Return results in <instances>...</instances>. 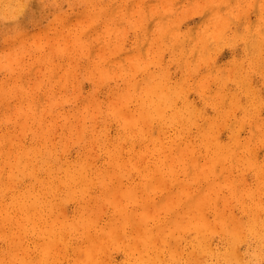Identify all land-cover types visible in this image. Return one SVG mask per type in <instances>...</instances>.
<instances>
[{
    "label": "rangeland",
    "instance_id": "374dc122",
    "mask_svg": "<svg viewBox=\"0 0 264 264\" xmlns=\"http://www.w3.org/2000/svg\"><path fill=\"white\" fill-rule=\"evenodd\" d=\"M3 1L5 3L7 0H3ZM3 1L1 0L2 5L4 4ZM18 1H20V3ZM32 1L33 0H16V1L15 0H8L7 3L4 4L6 6V7H4L5 8L4 12L6 13V11H7L8 14L7 13L4 14V12H2L3 11L2 10L3 7L0 4V6H1V8H0V16L2 17V18L0 17V39L2 40V42L0 40V45H1V49H2L3 48L2 44L5 45V43H6L7 46L5 45L6 47H4L3 49L6 48L7 50L10 51L9 52L10 56H9L7 54V51L4 52V51H1V49H0V60H1L0 61V71H2V73L0 72V105L2 104L0 106V120H1L0 121L1 122L0 123V136H2V138H1L2 141L0 140V148H1L0 149V154H2V155H0V156H2V157H0V161H1L0 162V179H1L2 183L6 184V185L8 184V186H9V187L7 186V190L5 191V193L0 195V205L2 203V206H4L5 203L9 201V194L11 193V191L24 189V187L29 186L30 183L36 177V178H40L42 180V183L40 185H38L39 184L38 182L36 183V192H37L36 195L38 196V199L40 200V202H39L40 206H38L36 208L37 212H36V215L34 217H37V216L41 215L45 219H50L51 217H54V218H56L59 221L63 220V219L66 220V221H71V220H73V218H76V216L79 215L77 213L79 212L80 207L83 206L84 207V212L86 213V215L89 216L90 219L94 220V223L96 224V226L105 227L111 222L112 225H118L116 227V229H118L117 230L118 232L120 231V233H122L121 235H123L124 231H126V232L129 231L130 233L133 232L135 234V230H132V229L141 227L140 230H142L143 222L140 221L137 224V222H135L136 221L135 220V221H133V224H131V225L130 224L127 225L126 222H123L121 216L119 217V215L116 214V212H114V208H113L111 203H109V202L105 203V201H102V200L99 199L100 187L98 185L97 178L92 180V184L90 185L92 188L91 187H87L86 190L84 191V193L76 191V194L65 195L64 194L65 193V188H64L63 184H61V181L59 179L60 177H62L63 171L58 168V165L59 166L61 165V167L65 168V167L68 166L69 163H70L69 166H72L73 163L78 162L77 167L79 166V164L81 166L83 163L84 164L86 163L85 165L87 167V170L92 172V175L94 174V172L106 169L109 176H107L105 181H108L107 185L111 188V190H113L111 192L112 195L113 194L115 195V193H113L114 191L116 193H119V194L121 193L122 194V195L120 194L121 200L120 199L119 200L116 199L115 196H114V199L118 200V201H116V203L119 204V201H120L121 203H123V205H126V208L128 210L137 211V212L140 211V207H138V205L140 203H142V205L144 206L145 209L147 207H150V205H151L150 208H152L153 212H154V209H156L155 210L156 214H155V212L151 213V214H155V216L150 214V211H152L151 209L149 210V212H148L147 209L145 210L149 214L148 217H147L148 221H147V225L146 226L151 225L154 222H157V220H160V216H161V218L165 217V219H167V218L171 219V217L174 216L175 214H176V216H178V219L181 220V221H182V218H183L184 221L187 219L188 222H192V211L189 208L188 201L189 200H193V202H196L194 199H196L195 197L197 196V194H198L197 198L199 196H202V194H203L202 192L208 191L207 189H205V187L208 188L209 184L211 185L213 183V180L215 178H217V179H215L216 181L214 180V183L212 184L213 187L211 186L212 188L210 190H212L213 193H214V190H216L215 192H218L219 195L223 196L225 201H223L222 197H220V198L218 197V199L216 201H214V202L213 201L212 202L208 201L205 204V206L202 205V209L201 210H202L203 216L206 218L207 221H209V223L211 225L215 226L211 232H208L207 234H205V235H207V238H206L205 241H193V239L201 238V236L195 237V231L194 230L192 232L191 231L187 232L188 229L183 228L179 232L180 233V238L178 239V241H175V242L173 240H171V241H139L140 245L136 241L135 246H137V244L139 245L138 248L141 246L140 247L141 250H139L137 247L133 249V247H134V242L133 241H130V243H129L127 238H123L122 237V241H103L100 244V246L98 245L99 244L98 243L97 244L98 245L97 249L95 250L96 252L93 251L96 254L94 255V257L92 256V258L90 257V259L89 260L87 259V260L91 261L92 264H97L98 262H99V264H106L104 261H105V258H107L106 256L109 255L108 259H106V262L108 260L107 264H132V263L133 264H135V263L136 264H148L147 262H150V264H154V261H155V264H264V208H263L264 207V175H263L264 174V153H263L264 152V149H263L264 148V135H263V133H264V116H263L264 115V96H263L264 95V68L262 70L259 69V66H260V68H262V66L264 65V55H263L264 54V52H263L264 51L263 50V48H264V29L262 28V27H264V16H263L264 15V4H263L264 2L261 3L262 0H252V1L251 0L250 1L249 0H243L245 3L242 0H240V1L239 0H232V1H230V0H200V2H197L198 3L197 4L196 1H199V0H186V2H185V0H183V1L182 0L181 1L180 0H158L159 3H158L157 0H125V1L124 0H119V1L117 0L118 2L116 0H112V1L111 0H106V1H104V0H101V1L100 0L99 1L95 0L96 2H99V5L104 4L109 9L111 8L112 3H115V1H116V3H115L116 6H115V4H113V6L111 8V10H112L113 7L115 6L114 9H113L114 11L112 10L113 15H111L112 19H111V22H109V24L105 23L106 21H103L102 23L97 21V22L92 24V22H94V20L92 18L95 15V14H93L95 9H93V7H89L91 5V4H89V1H93V0H89V1L88 0H70L71 2L69 0H58V1L57 0H34L33 2H35V3H32ZM73 1H75L77 4L75 2H74L75 4H73ZM103 1H104V3H103ZM110 1H111V3H108ZM246 1L248 3H246ZM13 2H14V5H13ZM21 2H23V4L25 3L24 4V6H26L25 8L22 6L23 4ZM105 2H107V4ZM81 3L83 5H81ZM121 3L124 4L125 6L122 5ZM161 3H163V7L165 9L161 7ZM17 4H18V6L21 5L25 9V10H23V9H21L22 7L19 6L20 7V10H19L20 14L19 13L17 14L16 11H15V10L18 11V9H19ZM87 4H88V6H87ZM150 4H151V7H148ZM238 4L240 6H237ZM71 5H73V6H71ZM99 5H96V6H99ZM166 5H170V6H168L170 8H167ZM16 6L18 8H14ZM76 6H78L77 7L78 9L76 8ZM83 6H85V7H83ZM12 7H13V9H12ZM68 7L70 8V11H68L69 10ZM118 7H120V8H118ZM133 7H136V8H133ZM142 7H143V9H142ZM171 7L173 9H171ZM235 7L236 8L238 7L239 9L236 10ZM6 8H7V10H6ZM53 8H54V12H53ZM73 8L74 9L76 8L77 10L76 9L74 10ZM79 8H81V10L83 9L85 12L81 11L82 13H79L80 12ZM199 8H201V10H199ZM218 8H220L223 12L221 10H219ZM258 8H260L261 10H259ZM55 9L56 10L59 9V10L56 11ZM188 10H189V13H188ZM258 10H259V12H258ZM11 11H13V12L15 11L14 12L15 14L13 12H11ZM115 11H116V14H115ZM183 11H187V12L186 13L184 12L185 13L184 14ZM196 11H198V12H196ZM206 11H207V13H206ZM238 11L240 12L239 14H238ZM67 12H68V14H67ZM191 12H192V14H191ZM236 12H237V14H236ZM10 13H12V14H10ZM174 13H175V15H174ZM215 13H217V14L215 15ZM253 13L255 14V16L253 15ZM81 14H82V17H81ZM196 14H198V15L196 16ZM209 14H210V16H209ZM3 15H4V17H3ZM15 15L17 16L18 19L17 18H13V17H15ZM163 15H164V17L161 18ZM167 15H168V17H167ZM172 15H174V17ZM228 15H231V16L229 17ZM47 16H49V17H47ZM62 16H64V17H62ZM134 16H135V21H134ZM154 16H155V18H154ZM213 16H214V18H213ZM218 16L221 17V19ZM256 16H258V18ZM259 16L261 17V19L259 18ZM6 17H8L9 19L8 18L6 19ZM61 17L65 18V19H62ZM69 17L70 18L72 17V18L70 19ZM83 17H84V19H83ZM140 17H141V19H140ZM187 17H189V18H187ZM202 17H204V19ZM10 18L13 19V21L10 20ZM76 18L78 19V21L76 20ZM253 18H254V20H252ZM41 19H43V21ZM68 19L71 20V22ZM74 19H75V22H73ZM136 19H137V21L139 19L140 20L138 22H136ZM6 20H8V21L6 22ZM151 20H152L153 24H152ZM60 21H62L63 23L60 22ZM213 21H214V23H213ZM233 21H236V22H233ZM252 21H254V22L251 23ZM64 22H66L68 26L65 25ZM202 22H204V23H202ZM215 22H216V24H215ZM122 23H123V25H122ZM201 23L205 27L203 25H201ZM257 23H258V25H257ZM63 24L67 28H65ZM95 24H96V26H94ZM97 24L98 25L100 24L102 28L100 27V25L98 26ZM223 24H225V26ZM55 25H56V27H55ZM58 25H59V27H58ZM92 25L95 27V29H93V30H92V28H93ZM149 25H150V27H149ZM157 26H158V28H156ZM248 26L250 27V29H254V28L255 29L254 30H250ZM255 26H257V27H255ZM14 27H15V29H14ZM60 27H64V30H65L64 33H66V31L68 29H69L68 31H70L71 34L76 32L77 30L78 31H82L83 32L82 40L86 41V48L84 50H81L79 48V50H78L77 47H79V45H77L74 42L73 35L67 34L68 37L66 35V38H65V36L62 37V35L64 33H58L57 32V28H60ZM70 27H71L72 30L70 29ZM98 27H100V28H98ZM107 27H111L112 32L107 31ZM154 27L156 28L155 29L156 31L154 30ZM211 27H212V30H210ZM5 28H7L8 30L5 29ZM37 28L40 29L38 31L39 32L41 31L40 32L41 34L44 33V35H45V36L42 35L40 38H37L38 39V44L36 43L37 39H36V42H35V40L33 38V36H35V32H36L35 30ZM49 28H50V31H49ZM97 28H98V30L100 29V31H97ZM194 28H196L197 30L194 29ZM214 28H215V30H214ZM43 29H44L45 32L42 31ZM148 29H149V31H148ZM232 29H233V31H232ZM3 30L4 31L7 30V32L5 33ZM88 30H90L91 33ZM137 30L140 31V33L139 32L137 33ZM191 30H193V31H191ZM30 31H32V32H30ZM38 31L36 32L37 35H40V33ZM142 31H144V32H142ZM151 31H153V33L154 34L156 33V34L153 35L152 33H150ZM206 31H208V32H206ZM241 31H242V33H240ZM248 31H250V33H246ZM253 31L256 32V34H257L256 36H255ZM28 32H30V35L27 34ZM147 32H149V33H147ZM92 33L94 35H92ZM170 33H171V36H172L171 38H169L170 37ZM210 33H211V35H210ZM25 34H26V36H25ZM86 34L88 35V37L84 36ZM186 34L189 35L188 38H186L187 37ZM194 34H195V36H194ZM198 34H200V36ZM217 34H219V35H217ZM232 34H233V36H231ZM21 35H24V37H26L25 38L26 39V41H25L26 44L25 43L21 44V42L19 41V39H20L19 36H21ZM56 35L58 37H56ZM116 35H118V36H116ZM253 35L255 36L256 39L254 37H252ZM51 36H53V37H51ZM70 36H72V37H70ZM89 36H91V37H89ZM103 36H104V38H103ZM139 36H141V37H139ZM142 36H143V38H142ZM30 37H32V38L30 39ZM45 37L48 38L49 40L47 39L48 41H46ZM55 37L58 38V40ZM100 37H102V39ZM164 37L165 38L166 37L169 38L170 43H167L166 41H168V39L166 38L167 39L166 40ZM251 37H252L253 40H251ZM52 38H54L53 40L56 39L55 40L56 42L53 41V40L50 41ZM86 38H87V40H86ZM139 38H140V40H139ZM172 38H173V40H172ZM189 38H191L192 40L189 39ZM90 39H91V41L94 39L93 42L95 41V43L91 42ZM103 39H104V41H103ZM124 39H125V41H124ZM185 39H187L188 41L185 40ZM68 40H70V41H68ZM245 40L247 42H245ZM256 40H257V42L253 43V41H256ZM258 40H260V41H258ZM186 41L189 42V43H187ZM190 41H192V42H190ZM248 41H251L253 45L255 43L257 44L258 42H259V44L253 46V45H250L251 43L248 42ZM32 42H34V43L31 44ZM64 42H65V44H64ZM109 42H110V45L112 43L113 44L111 46H108ZM185 42L187 43V45H186ZM224 42H225L226 45L224 44ZM155 43H156V46H155ZM207 43H209V44L207 45ZM8 44H10V46ZM17 44H18V46L16 47L15 45H17ZM97 44H98V48L95 47V46H97ZM143 44H144L143 48H146L145 51H144L143 48H141V46ZM147 44H149V45H147ZM170 44H171V47H170ZM245 44H246V46H245ZM260 44H262V46H260ZM160 45H163V46H160ZM12 46H14V48ZM62 46H64V47H62ZM173 46H175L174 48L176 50L173 49ZM251 46H253V47L250 48ZM257 46H259L260 49ZM91 47H93V48H91ZM128 48H130V51L128 50ZM184 48H186V50ZM202 48H204L203 49L204 51L202 50ZM213 48H215L214 49L215 51H213ZM20 49L22 50V52H20L21 51ZM29 49H30V51H29ZM96 49H99V51H97ZM131 49L132 50L134 49L135 51L134 50L132 51ZM154 49H156V50H154ZM11 50H12V52H11ZM85 50H86V52H85ZM146 50H148V52ZM174 50H175V52L178 51L177 55L174 52ZM199 50H201V51H199ZM14 51H15V53H14ZM91 51H94V52L97 51L98 53L95 52V54L94 53L92 54ZM100 51L102 52L101 55H100ZM126 51H127L128 55L133 53L134 56L130 55V57H129L126 54ZM194 51H195V54H194ZM2 52H4V53H2ZM69 52H71V53H69ZM123 52H125V53H123ZM138 52H140V54L142 55L140 57H142L143 60L142 59H140V60L144 61L145 65H147L146 66L147 70H145V71L141 70V65H139L141 63V61H139L138 59L135 61V59H136L135 54L136 53L138 54ZM186 52H187V54H186ZM226 52H227V54H226ZM12 53L15 54V55H13ZM258 53H259V55H258L259 58L257 57ZM5 54H7V55H5ZM118 54H121V55L118 56ZM144 54H145L146 57L150 56L152 60H150V57H148L149 59L144 57L143 56ZM190 54H192V55H190ZM21 55H22V57H21ZM69 55L71 56V59H70ZM84 55H85V57L83 58L82 56H84ZM115 55L117 57H119V59L116 58ZM181 55L182 56L185 55V56H184V58L181 57V59H179ZM188 55H189V57H188ZM197 55H199L201 57H198ZM250 55H252V56H250ZM38 56H41L42 59H38ZM193 56H195V57L197 56L198 57V58H195V60H196V61L194 60L195 62L191 61L192 59H194ZM260 56H262L261 58L263 60L260 58ZM157 57L159 59H157ZM253 57L254 58L257 57V59L255 58L256 61H255V59ZM5 58H7V59H5ZM67 59H68V62H65V61H67ZM172 59H174V60H172ZM183 59L185 61H183ZM127 60H128V62H127ZM180 60L183 61V62H180ZM90 61L94 62V63L98 62V63H101L103 65L105 64V67L108 68V70H109V73H108L107 77L102 79L101 77L98 76L99 74H98L96 69H94V71L88 69V66L92 64V63H90ZM115 61H117V63H115ZM125 61L127 62V65H126ZM207 61H209V62H207ZM223 61H227V63H225ZM261 61H263L262 62L263 64L261 63ZM43 62H44V64H43ZM136 62L138 64H136ZM220 62L221 63L223 62L224 64L223 63L221 64ZM230 62L232 64V66L228 64ZM28 63H29V65H27ZM108 63H110V66H109ZM169 63L171 64V66L169 65ZM183 63H184V65H183ZM51 64L57 70H55L54 67ZM63 64H65V65H63ZM185 64L187 65V67H186ZM199 64H201L200 67H199ZM35 65H37L36 66L37 68L34 67ZM40 65H42L43 67L40 66ZM55 65H57V66H55ZM214 65H216V66H214ZM4 66H5V69H4ZM79 66H80V68H79ZM181 66H182V68H181ZM183 66L185 68H183ZM217 66L219 67L218 69H216ZM225 66L229 67L228 69L231 71V73L228 71V74H226V70H227L226 68L227 67H225ZM230 66L232 67V69H230L231 68ZM254 66H256V67H254ZM61 68H63V70H60L61 73H62V78H61V75L58 76L59 74H61V73H59L60 72L59 69H61ZM131 68H133V69H131ZM213 68H214V70L217 73L213 70ZM53 69L55 71H53ZM184 69H187V70H184ZM206 69H208V70H206ZM224 69H225V72L223 71ZM240 69H243V70H240ZM32 70H33V72H30ZM45 70H47V72ZM75 70H78V71H75ZM175 70H177V71H175ZM204 70H206V71L203 72ZM73 71H74V74H73ZM79 71L82 72V74ZM92 71L93 72L96 71V72L93 73ZM128 71H130L132 74H130ZM146 71H148V73L153 74L155 77L157 76V78H159L160 75L162 76V74H163L162 77L163 78H167L165 80L163 79V82L165 81L164 82L165 86L173 85V86L176 87V92H177V90L180 91L181 94L178 93L177 94L178 96H176V94H174L176 96V99H175V97H173V95L171 96V99L172 98L175 99V103L173 101V105L175 104L174 107L176 106L177 108H182V106H183L185 108V104L187 102L189 103L190 107L186 108L185 110H182V114H181V116H185L184 114H186V117H188V121H187L188 124H187L186 127H184V126L181 127V125H182L181 122L182 121L179 122V123L177 122L178 124H181L180 126H178V124L175 123V122H172L170 124V122H168V121H163V124H161L162 121H160V126L163 128V130H164V128L167 129L169 127L168 125H170V126L173 125L174 128H173V126L171 128L169 127L167 129L168 132H166V131H163L162 128L160 127V130H161L162 133L166 132V134L164 133V136H163V134H161L160 131L156 132V130H155V135H156V133H158L157 134L158 140H160L159 139L160 137L161 138L164 137V138H162V141L166 140L168 137H171V136L174 138V141L172 142V144L175 145V146L177 145V149H175L176 153H175V155H173V157L175 156V159L173 157L171 158L172 160L170 159V157L172 155L169 156V154H172V152H170L171 149H169V148L165 149V151L163 152L165 154V156H163V157H166V161L168 163H170V161L173 162L172 167L174 166L173 168H174L175 172L177 173V178H176L177 180H175V182H171L170 181L171 179L165 176V177H163L164 180L161 181L162 184L160 183V184H158V186H156L153 183V185H155L154 186L155 188L151 187V191L149 193L145 192V194H144V191L140 190V185L139 184H140V181H141V178H140L141 177V175H140L141 173H139V170L144 168V165H145V163L148 160H149L148 162H151V160H152L151 156L152 155H151V153L148 150L147 151L140 150L139 146L140 145L142 146L144 143H146L148 147H151V145L149 146V144H151V143L149 141H147L146 139H144V137L142 138V139H144L142 141V139L138 138V136L135 137L136 138L135 141L134 140L130 141V138L127 137L128 135H126V136L124 135V132H123V125L125 124L124 119H126L128 116L124 118L122 109H124V111L128 110V115H129L128 118L130 120H134L135 118H137L138 113L136 114V112H137V110H139V106L138 105H139V102H140V100L138 101V99L140 98L141 94L143 95V93H140V92H143V90H144V88H142V87H145L148 83L151 84L154 81H156L155 79H150L149 80V78L147 76L148 73ZM188 71H189V73H188ZM77 72H79L80 75H78L79 73H77ZM171 72H172V75H171ZM181 72H183V73H181ZM186 72L188 73V75H187ZM201 72H203L204 75ZM239 72L241 73V75L240 74L237 75V73H239ZM242 72H244V74ZM16 73H17V76L15 77ZM28 73H30L31 75L29 76ZM69 73H70V76H69ZM126 73L129 74L128 77H125ZM136 73H138V75ZM146 73H147V75H145ZM164 73H165V75H164ZM234 73H236V74H234ZM24 74H26V75H24ZM32 74L37 75V77L36 76H35L36 78L33 77L34 75H32ZM53 74H55V75H53ZM56 74H58V75L56 76ZM63 74H65V75H63ZM95 74H96V76H95ZM197 74H199L198 77H196ZM22 75H23L24 78L22 77ZM38 75H39L40 79H39ZM229 75H231V76H229ZM52 76L55 77V78H53ZM168 76L171 77V78L169 79ZM203 76H205L206 78L203 77ZM51 77L53 78V80H52ZM74 77H76V80L78 79L80 81L77 80V82H74V80H75ZM78 77H80V78H78ZM143 77H146L145 79H143L144 81H142ZM180 77H183V78L181 79ZM185 77H188V80ZM195 77H196V79H195ZM59 78H60V80H59ZM128 78H129V80H128ZM62 79H63V81H61ZM69 79L71 80L72 83L70 82ZM22 80H24L25 82H23ZM93 80H94V83H93ZM157 80H159V79H157ZM184 80H186L185 83H184ZM197 80L199 81L198 83H197ZM202 80H203L204 83L202 82V85L200 87L199 86L200 83H201L200 81H202ZM11 81H13L12 82L13 84H11ZM96 81L98 82V84L96 83ZM145 81H147V82H145ZM238 81H241V82H238ZM40 82H42V83H40ZM52 82H55L54 85H53ZM78 82H79V85H77ZM176 82H179V83L181 82L180 84H182V86H184V87H181L180 84H178V85L174 84ZM244 82H245V84H244ZM6 83L8 85L9 84L10 85L8 86ZM56 83H57V85L55 86ZM239 83L240 84L241 83L244 84V88L245 89H243V86L240 85ZM249 83H251V85ZM39 84H42V87ZM94 84H95L96 87H94ZM107 84H109V87H108ZM124 84L130 85L129 87L128 86L126 87V90L128 89L127 92H126V95H127L126 97L127 98L124 97L125 94L123 95V93H125L124 92L125 89L123 88V87H125ZM189 84H190V86H188ZM248 84H249V89H247L248 88ZM253 84H254V86H253ZM51 85H53V86H51ZM70 85L74 86V87L72 88ZM122 85H124V86L122 87ZM138 85L142 86V87L139 88ZM261 85H262V87H261ZM54 86H55V88H54ZM58 87H59V89H58ZM75 87H78V88H76V91L78 90L77 93L75 92ZM98 87H99V89H97ZM177 87H179V88H177ZM186 87H188V88L191 87L190 88L191 91L190 90L188 91L187 90L188 88L186 89ZM214 87H215V89H214ZM16 88H17V90H16ZM28 88H30V90ZM80 88H81V90H80ZM130 88H131V90H130ZM183 88L185 89L186 93H185ZM69 89L70 90L72 89L73 91H71V93H70ZM116 89H118V91ZM132 89H133V91H132ZM180 89H182V90H180ZM199 89L202 90V91L198 92ZM59 90L60 91L63 90V92L61 91V94H59L60 93ZM103 90H104V92H103ZM206 90H208L207 91L208 93L205 92ZM209 90H210V92H209ZM212 90H215L214 97L216 95L218 96V97L216 96V98H215L216 100L213 98V94L210 97L208 96V95H210V93L213 92ZM221 90H223V91H221ZM44 91H45V93H44ZM55 91H57V92H55ZM66 91L69 94L66 95ZM93 91H94V98H96L95 94H97V96L99 97V98L97 97L96 100L92 99L93 95L91 96V93L93 94ZM114 91H115V93H114ZM128 91H129L130 94L128 93ZM182 91H183L184 94L182 93ZM36 92H37V94H34ZM250 92L252 94H254V95H252V94L250 95L249 94ZM6 93H7L8 96L6 95ZM42 93H43V97H41ZM72 93H74V94H72ZM111 93L113 94V96H112ZM44 94L46 96H44ZM78 94H80V96ZM133 94L135 96H133ZM185 94L186 95L188 94L187 96L189 98L186 97V99H185V96H186ZM234 94H236V95H234ZM38 95H40V97ZM55 95H56V97H55ZM58 95H60V97H58ZM50 96H51L52 99L49 98ZM128 96H130V97L128 98ZM247 96H249V97L247 98ZM21 97H23V98H21ZM25 97L27 99L26 101L24 100ZM35 97H37V99H38V97H39V99L43 98V100L40 99V101H39V99L37 100V99H35ZM75 97H77V98H75ZM104 97H106L108 99L111 98V100H113L115 98L116 99L113 100V102H111V100H110V102H107V99H104ZM122 97L125 99L126 102L124 101V99H122ZM84 98H86V99H84ZM208 98H210V99H208ZM232 98L234 100L230 101V100H232ZM260 98H261V100H260ZM81 99L84 101V103H82ZM118 99H119V101H117ZM136 99H137V101H136ZM212 99H214V100H212ZM247 99H249V100H247ZM250 99H251L252 102L250 101ZM11 100L13 102H15V101L17 102L18 101V103H16V102L13 103ZM65 100H67V101L65 102ZM131 100L133 101V103H136V104H133ZM246 100H247V102H246ZM2 101H4V103H2ZM10 101H11V104H10ZM114 101L116 103L119 102L121 104H119V103L115 104ZM197 101H198V105L196 104L197 106L193 107L194 103H197ZM216 101H218V102H216ZM38 102H40V103H38ZM91 102H92V104H88V106H87V103H91ZM94 102H95V104H93ZM124 102L126 104H124ZM21 103H23V104H21ZM53 103H54V105H53ZM80 103H82L81 105L83 107H80L81 106ZM99 103H100V105H99ZM122 103L124 104V107H123ZM228 103L230 104L229 106H228ZM245 103H247V104H245ZM7 104H10V108H9V105H7ZM14 104H15V106H14ZM46 104H48L47 105L48 107L44 106ZM66 104H69V105H66ZM252 104H254V105H252ZM256 104H258V105H256ZM3 105L5 106V108L3 107ZM6 105L8 106L9 109L7 108ZM23 105L24 106L26 105V106L23 107ZM50 105L53 106V108H51ZM72 105H74V106H72ZM93 105H94V107H93ZM226 105L228 106V108H226ZM55 106H57V107H55ZM89 106H91L93 112L96 114L95 116H91V115H93V113L91 112L92 110L90 112H88L91 109V108H89ZM119 106H120V109H118ZM129 106H131V108ZM161 106L163 107L164 105L162 104ZM204 106H205L207 111L204 110L205 109ZM222 106H224L225 108L222 107ZM230 106L233 107L232 110L230 109L231 108ZM36 107L37 108L41 107V108L37 109ZM42 107H45V108L43 109ZM46 107H47V109H46ZM74 107H76V108H74ZM78 107H80V108H78ZM109 107H112V108L109 109ZM3 108H4V110H3ZM132 108H134L135 110L132 109ZM221 108H222V110H221ZM67 109H69V110H67ZM80 109H82V110L80 111ZM95 109L97 111H95ZM165 109H166V112L170 111L168 109V105L165 107ZM194 109H195V111H194ZM255 109L256 110L261 109V110L256 112ZM43 110H44V112H43ZM132 110H134V111L132 112ZM191 110L194 111V113L197 114V115H195L193 112H191ZM1 111L2 112L4 111L3 114L6 112V114L3 115ZM28 111H29V113H28ZM129 111H130V113H129ZM185 111H186V113H185ZM196 111H198V112L196 113ZM232 111H234V112H232ZM12 112H14V114H12ZM30 112H32V114ZM131 112H132V114H131ZM260 112L262 113L261 115H260ZM59 113L61 114L62 118L59 115ZM230 113H231V115H229ZM249 113H250V115L251 114H253V115H251V117H250ZM30 114H31L32 117L31 116L28 117ZM85 114H86V119H85ZM198 114H200V115H198ZM225 114H226L227 117L225 116ZM57 115L59 116V118L57 117ZM67 115L70 118H68ZM131 115H133V116H131ZM193 115L197 116V117H195V119H197V120L194 119ZM215 115H217L216 117L218 119L214 118ZM51 116H52V118H51ZM111 116H112V118H109ZM22 117H23V122L25 120H28V121L24 122L26 124V126L22 122V119H21ZM44 117H46V118H44ZM53 117H55V118L57 117L58 119L56 118L57 120L54 121L55 118H53ZM191 117H193L194 120ZM249 117H250V119H249ZM9 118L10 119L12 118V119L10 120ZM24 118H27V119H24ZM119 118H122V119H119ZM208 118H210L211 120H209ZM261 118H262V120H260ZM50 119L52 121H50ZM69 119L72 120V121H70ZM76 119H78V120H76ZM109 119L111 120V123H109L110 122ZM213 119H215V120H213ZM240 119H242V120L240 121ZM17 120H19L21 122H19ZM46 120H48L47 121V122H49L48 124H45V123H47ZM60 120H61V123L59 122ZM86 120H87V122H86ZM206 120H207V123H206ZM218 120H219V122H218ZM234 120H236V121H234ZM44 121H45V123H44ZM75 121H77V122H75ZM78 121L82 122V123H78ZM90 121H92V122H90ZM208 121H211V122H208ZM221 121H223V122H221ZM231 121H232V123H230ZM18 122L20 124V125H18L20 130H18L19 128L16 125V124H18ZM94 122L96 123V125H94ZM122 122H124V124ZM165 122L168 123L166 125V127L164 126ZM236 122H238V123H236ZM64 123H66V124H64ZM210 123H212V125ZM218 123H221L220 125H223L222 126L223 130L220 129V125H218ZM243 123H244L245 127L243 125H241ZM75 124L78 127L77 126L75 127ZM109 124L111 126H109ZM57 125H59V128H58ZM102 125H103L105 131L102 130L103 129ZM229 125H231V126H229ZM23 126H25L24 129L22 128ZM29 126H30V128H29ZM95 126H96V129L94 128ZM233 126H236V127L233 128ZM258 126H260V127H258ZM183 127L186 129V132H185V129ZM201 127H206L209 130L214 129V131L211 130L212 131L211 132L212 133V137L214 138V140H218V141H220L222 143H230L232 139H237V140H239V142L242 141L241 143H246V144L248 143L249 147H250L249 148L250 152H248V150L245 149L246 145H244V144H242V146H240V147L237 146L239 149L236 146H232V150H233V152H235L232 155L233 158L232 157H228V159L226 161H224L225 163L224 162L222 163L224 172L222 170L221 174L218 177L210 176V177H208L207 180H205L204 177H202V176L195 178V177L192 176V174H191L192 172H189V169H188L189 174L188 175L184 174L181 170L178 169V164H176L177 162L175 163L177 158L180 159V162L183 164L185 159L189 160L192 157V155H193V156H195L198 159L197 160L198 168H199V166L203 167L204 156H198L199 157L198 158L197 157V152L191 151V150H194V147H196V148L201 147L200 146V139H201L200 136L201 135H199V132L197 131L198 128L200 130ZM217 127H219V128H217ZM239 127H241V128H239ZM262 127H263V129L261 130ZM16 128H18V129H16ZM67 128H70L71 130L69 131V129H67ZM76 128H77V130H76ZM182 128H183V131H182ZM259 128H260V132H259ZM172 129H175V130H172ZM215 129L216 130L220 129V130L217 132ZM239 129H240V131H239ZM55 130H56L58 135L60 134V136H57V134H54ZM78 130H79V133H78ZM178 130L179 131L181 130V133H182L181 135H179ZM187 130H188V132H187ZM175 131L177 133H175ZM58 132H60V133H58ZM61 132H62V134H61ZM67 132H69L68 133L69 135L67 134ZM109 132H111V133H109ZM213 132H215V133H213ZM261 132H262V134H261ZM17 133L20 134V135H18ZM50 133L53 134L54 136L51 135ZM173 133H175L174 136H173ZM64 134H66V136ZM82 134L84 136H82ZM131 134H135V133H131ZM47 135H48V137H47ZM233 135H235V136L232 137ZM15 136H16V138H15ZM20 136H22V137H20ZM73 136L75 137L76 140L78 139L77 142H75V140L72 138ZM93 136H95V137H93ZM124 136L126 137L125 141H123L125 139ZM143 136H145V135H143ZM178 136H180V137H178ZM258 136L260 138H257ZM52 137H53V139H51ZM54 137H55V139H54ZM81 137H83V139ZM139 137H142V136H139ZM187 137H188V139H190L192 137L191 138L192 140L190 139L188 141ZM244 137L245 138L247 137L246 140L251 138V137L254 138V139H257V140L259 139L258 140L259 142L257 140H254V139L251 140L252 138L250 140H247L248 142H246ZM40 138H41V140H40ZM58 138L62 139V140H60V142H57L59 140ZM65 138L66 139L70 138V139L67 140L69 143L67 142V144L66 143L63 144L64 142H66ZM107 138L108 139L110 138V139L108 140ZM16 139H18V140H16ZM21 139H22V141H20ZM182 139L185 140V141L187 139L186 143ZM38 140H40V141L44 140L46 142V144H47V146L43 147V148H41L42 147L41 145L35 146V148L37 149V153L39 152L38 154L42 155V157H40V158L43 159V158H45V156H49L48 154H50L49 158H53L55 160V162H56L55 167L50 168V170L47 169V170L43 171L42 168L38 169V166H39L40 162L38 163L37 158L33 154L30 153L31 147L33 145H35V141H38ZM55 140H57V141H55ZM69 140H71V141H69ZM92 140H94V141L92 142ZM96 140H98V141H96ZM120 140H122V141L120 142ZM52 141H54L55 143L52 142ZM192 141L194 143H192ZM48 142H50V145H48L49 144ZM70 142H73V143H70ZM82 142H83V144H82ZM139 142H140V144H139ZM142 142H143V144H142ZM256 142H258V143L256 144ZM7 143H9L10 147H9V145H7ZM56 143L57 144L59 143V146ZM130 143H132L134 145V149L135 150H138V151L140 150V151H142V153L144 152L143 155L141 156V158H139L137 156H136L137 158L134 157L135 159L139 158V160H137V161L141 160L140 163L136 161V163L137 164L139 163L141 166L139 165L137 167V164H135L136 166L135 165L134 166L129 165V167L130 166L131 167L127 170V172L125 174L120 175V174L117 173V170L114 168V163H113V160L111 159V157H112L113 154L116 153V154H119L121 157L123 156V157L127 158L128 157L127 147H128V145ZM183 143H185L186 145H185L184 148L182 147V149H181L180 145L182 144V146H184ZM61 144L63 145L62 146L63 148L61 147ZM122 144H123V146H121ZM164 144H168V143H164ZM189 144H190V146H189ZM17 145H19V146H17ZM52 145L57 148L56 149L57 151L54 149L55 147H53ZM65 145H67L68 147L65 146ZM69 145L72 148L69 147ZM93 145H94V149L92 148ZM109 145H111V146H109ZM252 145H254V146H252ZM20 146H21V148H20ZM64 146L67 147V148H65ZM259 146H260V148H259ZM2 147L3 148L5 147V148L3 149ZM15 147H16V149H15ZM242 147H244V148H242ZM255 147H257V149ZM261 147H263V148H261ZM64 148L67 149V150H65ZM91 148H92L93 151L91 150ZM109 148H111L112 150L109 149ZM252 148H254V150H256V151L258 150L257 152L254 151V152H256L254 155H253L254 152H252ZM18 149H19V151H18ZM70 149H71L72 152L70 151ZM88 149H89V152H87ZM118 149L120 151H118ZM64 150H65V152H63ZM95 150H97V152ZM121 150H124V152L121 151ZM14 151H15V153L13 154ZM67 151H69L70 153L69 152L67 153ZM115 151H117V152H115ZM236 151L238 152V155H240V156L243 155V156L242 157H240V156L238 157ZM11 152H12V154H10ZM17 152H19V153H17ZM193 152H194V154H193ZM198 152L199 153H203L202 151H199V150H198ZM24 153H25V155H24ZM58 153H60V154H58ZM87 153L88 154L90 153V154L86 155ZM183 153H185V154H183ZM249 153H251V154L249 155ZM26 154H28L27 158H26ZM67 154H69V155H67ZM235 155H237L236 158L234 157ZM69 156H71V157H69ZM83 156H84V158L85 157L87 158V159H85L86 162L83 160L84 159ZM88 156L91 157V158H89ZM93 156H94V158H93ZM148 156H150V157H148ZM13 157H15V158L13 159ZM81 157H82V161H81ZM144 157H145V160H144ZM200 157H203V158H200ZM1 158H3V159L1 160ZM142 158H143V160H142ZM167 158H169L170 160L167 159ZM234 158H235V161L233 160ZM10 159H11V161H10ZM261 159H262V161H261ZM28 160H29V163H28ZM94 160H95V162H94ZM199 160H200V162H199ZM23 161H24L25 164L29 165L31 168L32 167L34 168V170H33L34 173L29 174L28 169L25 170L24 172H22L20 170V164H23ZM34 161L36 162L35 165H34ZM231 161H234V162H231ZM237 161H238V163H237ZM247 161H249V163ZM18 162H20V164H18ZM110 162H112V163H110ZM261 162H263L262 165H261ZM186 163H188V162H186ZM226 164H227V167H226ZM232 164H233V166H232ZM112 166H113V170L112 171L116 170L115 171L116 173L113 172V174H112V171L110 170V168H112ZM175 166H176V168H175ZM5 167H8V169L5 168ZM151 167H152V165H151ZM255 167H258L259 169L255 168ZM219 168H220V166L218 167V169ZM256 169H258V171ZM225 170H227V173H226ZM6 171L7 172L9 171L10 174H8ZM13 171H15V172H13ZM131 171H132V174H131ZM5 172H6V174H5ZM222 173H224V174L222 175ZM110 174H112V175H110ZM155 174H158V173L156 171H154V175ZM232 174H233V176H231ZM260 174H262V175L260 176V179H259L258 175H260ZM1 175H3V178H2ZM19 175L21 176L22 179L20 178ZM43 175H44V177H43ZM225 175H227V176L229 175V177L231 176V178L226 176L227 178L224 179ZM245 175L247 176V178H246ZM118 176H120V177H118ZM243 177H245V179H248V180H245ZM12 178H14V179H12ZM236 178H238V179H236ZM48 179H50V180H48ZM158 179H157V181H158ZM220 179H222V180H220ZM123 180H125L127 183L125 181H123ZM243 180H245V182ZM6 181L11 182V183H8V182L6 183ZM45 181H47L46 182L47 185L45 184ZM55 181H56V183H55ZM222 181L225 182V183H223ZM13 182H14V184H13ZM114 182H116V183H114ZM154 182L157 183L156 180ZM240 182L243 183L244 185H247V186H245V188H244V185L242 184V188H241V183ZM254 182H256V183L254 184ZM113 183H114V185H113ZM192 183L193 184L195 183V185H193ZM12 184H13V186H12ZM49 184H53V188L52 189L48 188ZM59 184H61V185H59ZM133 184H136V194H137V196L139 195L138 196L139 198L136 197V201H132V200L126 198L127 197L126 196V190H127V188H129V186H131ZM57 185L60 186V187H58ZM159 185H160V187H159ZM168 185H169V187H168ZM257 185H260V186H257ZM115 186L118 187V188L116 189ZM120 186H122V188ZM203 186H205V187H203ZM156 187H158V188H156ZM183 187L186 188V189H184V191L182 189ZM241 189H243V191ZM138 190H140V191H138ZM137 191H138V193H137ZM169 193H170V195H168ZM243 193H245V196H243L244 195ZM210 194H211V196H214V194L208 193L209 196H210ZM255 194L257 195V197H256ZM259 194H261V195H259ZM43 195L45 196L44 197L45 199L42 198ZM47 196H48V198H47ZM169 196H172L173 199L170 198V200L168 199V201L165 200V198H169ZM259 196L262 197L261 200H259L260 202L257 200V199H260ZM116 197L118 198L119 195L116 194ZM112 198H113V196H112ZM143 198H145L146 201ZM67 199L68 200L70 199V200L68 201ZM123 199L126 200V201L124 202ZM185 199H188V201L185 200ZM219 199H220V201H219ZM255 199L257 201L256 203L257 204L259 203L258 205L254 202ZM93 200L95 201V203L93 202ZM163 200H165V201H163ZM243 200H244V202H241ZM89 201H91V202H89ZM61 202L63 204H61ZM101 202L103 204H101ZM128 202H130V204ZM161 202H162V204L164 203L165 205L163 204V206H162V204H160ZM167 202H168V204H167ZM221 203H223V206L221 205ZM64 204H66V205L64 206ZM94 204H95V206H94ZM251 204H253V205H251ZM255 204H256V206H255ZM123 205H121V206H123ZM159 205L162 206V208H160ZM63 206L66 207V208H64ZM89 206H90V208H89ZM145 206H147V207H145ZM59 207H60V209L62 208V210H60V212H57V209ZM173 207H174V209H173ZM182 207H183V209H182ZM40 208H43V210L40 211ZM103 208H104V210H103ZM219 208L221 210H219ZM242 208H244L245 210L242 209ZM254 208H255V210H254ZM0 209L2 211V207L1 206H0ZM91 210H93V211H91ZM225 210H226V212H225ZM258 210L260 212H258ZM90 211L92 213H90ZM232 211H234V213H232ZM255 211H256V213L258 212L257 214L255 213L256 215L253 214ZM175 212H177V213H175ZM221 212H222V214H221ZM229 212H231V213H229ZM250 212H251V214H250ZM100 213L102 215H100ZM2 214L4 215V213H2ZM49 214L51 216L48 217ZM207 214H208V217H207ZM219 214L222 215V216L225 214L223 216L224 221L226 220L223 223L224 230H223V226L221 227L217 223L219 219L218 220L215 219V217L220 218ZM252 214L254 216H252ZM57 216H60V217H57ZM231 216H232V218H231ZM234 216H235V218H234ZM239 216L242 217V218H240L241 220H239V221H241V222H239V223L242 224L241 228H243L244 232L242 231L241 228H240V230L237 228V226L239 225L238 222H237L238 221L237 218L239 219ZM135 217H136V214H135ZM120 218H121V220H120ZM211 218H212V220H211ZM227 218H229V219H227ZM233 219H234V225H232ZM235 219L237 221H235ZM250 220H252V221H250ZM229 221H230V223H229ZM231 221H232V223H231ZM24 222L25 221H23L22 223H24ZM235 222L237 223V225H235ZM27 223L30 225L31 221L28 220ZM41 223H44V222L41 221ZM0 224L1 225L4 224L3 226L6 227V228H4L3 226L0 225V230H1V232H0V264H11L12 261H13L12 262L13 264H31L30 262L32 260H34V258L41 260V261H39V264L41 262L43 264H48V263L49 264H51V263L52 264H79L81 259H84L85 257L87 258V255L85 253H84V256L85 255L86 256L83 258L81 249H80V251H76L75 252L74 251V246L77 243H79V242H81V246H83V244L88 242V241H86V242L85 241L84 242L83 241H71L70 235L67 234L66 235L67 237H65L64 242L60 241V244L63 245L62 248L60 247L61 245L58 247L59 243L57 242V247L59 248L58 249L59 251L57 250V247H54L55 249L50 247V249L48 251L50 253L47 252L46 256H44L41 253V249L38 248L39 247L38 243L43 240L42 238L39 237V235L37 233L38 231H35V229H33V230H29L27 233H24V232L22 233L18 228H16V227L14 228V224H12L11 220H9L7 218H5L3 221H1ZM229 224H231V225H229ZM251 224H253V225H251ZM134 225H136V227H134ZM259 225H260V227H258ZM218 226H219V228H217ZM232 226H234L233 228L236 227L238 232L232 230ZM239 227H240V225H239ZM155 228H157V227L155 226ZM16 229H17V231H16ZM12 230H14V231L12 232ZM240 231H242V232L239 233ZM9 232L10 233L12 232V233L9 235ZM14 232H15V234H14ZM183 232L185 233V235H183L184 234ZM235 233H238L240 235L239 238H237L238 234L235 235ZM243 234L244 235L246 234V236L244 238L242 237ZM254 234H255V236H254ZM15 236H16V238H15ZM20 236L22 238H20ZM240 237H242V239H240ZM35 239L37 240L36 244H35V241H36ZM207 239H209V240H207ZM8 242L9 243L11 242V243H14V244L18 245L15 250L19 249V251L15 252V255H9L7 252L4 253V249L6 248V244H8ZM108 242H109V245H108L109 247L107 246ZM160 242H161V245H159ZM103 243L106 244V247L103 245ZM145 243L147 244V246H145L146 245ZM154 243H156L157 245L154 244ZM25 244H26V246H25ZM130 244H132V245H130ZM65 246H66V248H65ZM85 246H87V243H86ZM157 246L159 247L158 249L160 250V253H159V250L156 248ZM63 247L66 249V250L64 249V251H65L64 253L65 254L62 256V258H59V257H61L60 254H62ZM125 247H127V248H125ZM83 248L85 249V247H83ZM103 248H104V250H103ZM143 248H145V251L148 250L147 251L148 253H149V251H151L152 254L150 252L149 253V257H148V255L146 256L145 253L141 254V251L143 250ZM24 249L27 250V251H25ZM60 249H62V251ZM131 249H133V250H131ZM55 250H57V251H55ZM137 250H139V252L141 254L140 255L141 257L137 254ZM101 251H102V253H98V252H101ZM131 251H132V253H131ZM153 251H156L157 254L155 252L153 253ZM25 252H26V254L28 253L26 256H25ZM59 252H61V253L59 254ZM129 252L131 253L132 256L130 255ZM143 252H144V250H143ZM54 253H58L59 256L57 254H54ZM103 253L105 254V256H103L104 258L102 257V255H104ZM38 254H40V257H38L39 256ZM74 254L76 255V257H74L75 256ZM50 255H51L52 258L53 257L54 258L53 259L51 258V260H52V261L50 260L51 263L50 262L46 263L48 261V259L50 258ZM77 255L78 256L82 255V258L81 259H80V257L78 258ZM158 255L160 256L159 258H157ZM138 256L140 257V259H139ZM145 256L148 257L149 260ZM150 256L153 257V258L156 257L157 259H155V260L153 259L154 260L153 261L150 258ZM6 258H8L9 260L6 259ZM86 258H85V260H86ZM42 259H43V261H42ZM55 259H57V260H55ZM76 259H78V260H76ZM150 259L152 261H150ZM109 260H111V261H109ZM132 260H134V262ZM53 261L55 263H53ZM57 261H58V263H57ZM138 261H140V262L137 263ZM33 262H36V261L34 260ZM34 264H38V263H34Z\"/></svg>",
    "mask_w": 264,
    "mask_h": 264
},
{
    "label": "bare ground",
    "instance_id": "6f19581e",
    "mask_svg": "<svg viewBox=\"0 0 264 264\" xmlns=\"http://www.w3.org/2000/svg\"><path fill=\"white\" fill-rule=\"evenodd\" d=\"M3 1V0H2ZM8 1V0H7ZM7 1L5 2V3H7ZM16 1V0H15ZM34 1V0H33ZM32 1V3H35V2H33ZM58 1V0H57ZM70 1V0H69ZM89 1V0H88ZM87 1V2H88ZM99 1V0H98ZM101 1V0H100ZM104 1H106V0H104ZM104 1H103V3H104ZM112 1V0H111ZM111 1L110 2H108V3H111ZM117 1V0H116ZM116 1H115V3H116ZM119 1V0H118ZM117 1V2H118ZM125 1V0H124ZM158 1V0H157ZM181 1V0H180ZM179 1V2H180ZM183 1V0H182ZM230 1H232V0H230ZM240 1V0H239ZM243 1V0H242ZM250 1V0H249ZM252 1V0H251ZM19 3H20V1H18ZM71 2V1H70ZM69 2V3H70ZM75 1H73V4H75L74 3ZM122 2V1H121ZM150 2V1H149ZM148 2V3H149ZM185 2H186V0H185ZM197 2H200V0L199 1H196V3ZM244 2V1H243ZM258 2V1H257ZM264 2V0H262V2L261 3H263ZM3 3H4V1H3ZM4 3V4H5ZM18 3V4H19ZM22 4H23V2H21ZM31 3V4H32ZM66 3V2H65ZM106 4H107V2H105ZM115 3H112V5H111V8H112V6H113V4H115ZM120 3V2H119ZM123 3V2H122ZM121 3V4H122ZM158 3H159V1H158ZM237 3V2H236ZM245 3V2H244ZM246 3H248L247 1H246ZM254 3V2H253ZM0 4H1V6L3 7L2 8V12H4L5 10V8L4 7H6L4 4V6L2 5V3H1V0H0ZM18 4H17V6H18ZM25 4V3H24ZM24 4L22 5L24 8L26 7V6H24ZM56 4V3H55ZM77 4V3H76ZM89 4H91L89 7H93V9H95V11H94V13L93 14H95L94 15V17L92 18L93 20H94V22H92V24L93 23H95V22H97V21H99V22H103V21H106L105 23H108L109 24V22H111V19H112V17H111V15H113V12H112V10L114 9V7L116 6V4H115V6L113 7V9L111 10V8L109 9L108 7H106V5H104V4H101V5H99V2H96L95 0H93V1H89ZM131 4V3H130ZM138 4V3H137ZM177 4V3H176ZM198 4V3H197ZM240 4V3H239ZM237 5V6H240V5ZM264 4V3H263ZM13 5H14V2H13ZM46 5V4H45ZM65 5V4H64ZM81 5H83L82 3H81ZM96 5H99V6H96ZM122 5H124V4H122ZM135 5V4H134ZM184 5V4H183ZM182 5V6H183ZM223 5V4H222ZM1 6H0V8H1ZM14 7V8H18L19 6H21V5H19L18 7ZM21 6V7H22ZM44 6V5H43ZM59 6V5H58ZM71 6H73V5H71ZM70 6V7H71ZM87 6H88V4H87ZM86 6V7H87ZM125 6V5H124ZM153 6V5H152ZM167 6V8H170V7H168V6H170V5H166ZM165 6V7H166ZM220 6V5H219ZM243 6V5H242ZM245 6V5H244ZM247 6V5H246ZM21 8V9H23V10H25L24 8ZM56 7V6H55ZM62 7V6H61ZM78 6H76V8H77ZM83 7H85V6H83ZM82 7V8H83ZM148 7H151V4L148 6ZM147 7V8H148ZM161 7L162 8H164L163 7V3H161ZM177 7V6H176ZM179 7V6H178ZM253 7V6H252ZM257 7V6H256ZM57 8V7H56ZM69 8V7H68ZM75 8V9H76ZM118 8H120V7H118ZM133 8H136V7H133ZM180 8V7H179ZM197 8V7H196ZM236 8V7H235ZM234 8V9H235ZM248 8V7H247ZM12 9H13V7H12ZM65 9V8H64ZM67 9V8H66ZM74 9V8H73ZM74 9V10H75ZM78 9V8H77ZM76 9V10H77ZM80 9V12L79 13H82L81 11H84L83 9L81 10V8H79ZM142 9H143V7H142ZM165 9V8H164ZM171 9H173L172 7H171ZM178 9V8H177ZM219 10H221L220 8H218ZM227 9V8H226ZM225 9V10H226ZM239 8L237 7L236 8V10H238ZM259 10H261L260 8H258ZM263 9V8H262ZM6 10H7V8H6ZM19 10H20V7H19V9H18V11L17 10H15L16 11V13L18 14H20V12H19ZM52 10V9H51ZM56 10V9H55ZM57 10H59V9H57ZM56 10V11H57ZM68 10V9H67ZM156 10V9H155ZM170 10V9H169ZM198 10V9H197ZM199 10H201V8H199ZM233 10V9H232ZM259 10H258V12H259ZM14 11V12H15ZM48 11V10H47ZM55 11V12H56ZM63 11V10H62ZM61 11V12H62ZM68 11H70V8H69V10ZM79 11V10H78ZM114 11V10H113ZM137 11V10H136ZM222 11V10H221ZM11 12H13V11H11ZM13 12V13H14ZM22 12V11H21ZM53 12H54V8H53ZM64 12V11H63ZM85 12V11H84ZM186 13L187 11H183V13ZM196 12H198V11H196ZM212 12V11H211ZM223 12V11H222ZM6 13H7V11H6ZM5 12H4V14H6ZM59 13V12H58ZM66 13V12H65ZM170 13V12H169ZM172 13V12H171ZM184 13V14H185ZM188 13H189V10H188ZM206 13H207V11H206ZM235 13V12H234ZM240 12L238 11V14H239ZM261 13V12H260ZM263 13V12H262ZM8 14V13H7ZM10 14H12V13H10ZM15 14V13H14ZM52 14V13H51ZM60 14V13H59ZM67 14H68V12H67ZM78 14V13H77ZM76 14V15H77ZM115 14H116V11H115ZM119 14V13H118ZM148 14V13H147ZM168 14V13H167ZM179 14V13H178ZM191 14H192V12H191ZM190 14V15H191ZM217 13H215V15H216ZM236 14H237V12H236ZM259 14V13H258ZM48 15V14H47ZM62 15V14H61ZM79 15V14H78ZM174 15H175V13H174ZM174 15H172L173 17H174ZM183 15V14H182ZM198 14H196V16H197ZM234 15V14H233ZM232 15V16H233ZM249 15V14H248ZM253 15L255 16V14L253 13ZM257 15V14H256ZM6 16V15H5ZM44 16V15H43ZM72 16V15H71ZM115 16V15H114ZM119 16V15H118ZM117 16V17H118ZM136 16V15H135ZM135 16H134V21H135ZM138 16V15H137ZM147 16V15H146ZM156 16V15H155ZM155 16H154V18H155ZM195 16V17H196ZM209 16H210V14H209ZM229 17L231 16V15H228ZM236 16V15H235ZM264 16V15H263ZM262 16V17H263ZM1 17V16H0ZM3 17H4V15H3ZM10 17V16H9ZM47 17H49V16H47ZM62 17H64V16H62ZM61 17V18H62ZM81 17H82V14H81ZM133 17V16H132ZM157 17V16H156ZM164 17V15L161 17V18H163ZM167 17H168V15H167ZM170 17V16H169ZM219 17V16H218ZM228 17V18H229ZM234 17V16H233ZM237 17V16H236ZM257 18H258V16H256ZM2 18V17H1ZM8 17H6V19H7ZM13 18H17V16L15 15V17H13ZM41 18V17H40ZM70 18V17H69ZM72 18V17H71ZM70 18V19H71ZM74 18V17H73ZM149 18V17H148ZM180 18V17H179ZM184 18V17H183ZM187 18H189V17H187ZM186 18V19H187ZM198 18V17H197ZM196 18V19H197ZM203 19H204V17H202ZM213 18H214V16H213ZM220 19H221V17H219ZM247 18V17H246ZM259 18L261 19V17L259 16ZM4 19V18H3ZM9 19V18H8ZM18 19V18H17ZM62 19H65V18H62ZM83 19H84V17H83ZM140 19H141V17H140ZM139 19V20H140ZM225 19V18H224ZM230 19V18H229ZM10 20H12L13 21V19H11L10 18ZM42 21H43V19H41ZM61 20V19H60ZM69 20V19H68ZM76 20L78 21V19L76 18ZM138 20V21H139ZM170 20V19H169ZM174 20V19H173ZM202 20V19H201ZM206 20V19H205ZM244 20V19H243ZM252 20H254V18L252 19ZM8 20H6V22H7ZM15 21V20H14ZM70 22H71V20H69ZM137 21V19H136V22H138ZM150 21V20H149ZM184 21V20H183ZM195 21V20H194ZM197 21V20H196ZM207 21V20H206ZM247 21V20H246ZM259 21V20H258ZM4 22V21H3ZM54 22V21H53ZM52 22V23H53ZM56 22V21H55ZM60 22H62V21H60ZM73 22H75V19H74V21ZM72 22V23H73ZM122 22V21H121ZM145 22V21H144ZM151 22H152V20H151ZM164 22V21H163ZM201 22V21H200ZM199 22V23H200ZM233 22H236V21H233ZM254 21H252L251 23H253ZM20 23V22H19ZM43 23V22H42ZM50 23V22H49ZM63 23V22H62ZM65 23V25H67V23L66 22H64ZM78 23V22H77ZM120 23V22H119ZM118 23V24H119ZM148 23V22H147ZM160 23V22H159ZM168 23V22H167ZM192 23V22H191ZM198 23V24H199ZM202 23H204V22H202ZM201 23V25H203ZM212 23V22H211ZM213 23H214V21H213ZM246 23V22H245ZM250 23V22H249ZM38 24V23H37ZM41 24V23H40ZM69 24V23H68ZM75 24V23H74ZM79 24V23H78ZM107 24V25H108ZM113 24V23H112ZM111 24V25H112ZM117 24V25H118ZM150 24V23H149ZM152 24H153V22H152ZM155 24V23H154ZM188 24V23H187ZM197 24V25H198ZM215 24H216V22H215ZM219 24V23H218ZM262 24V23H261ZM15 25V24H14ZM33 25V24H32ZM50 25V24H49ZM54 25V24H53ZM52 25V26H53ZM64 25V24H63ZM65 25H64V27H65ZM83 25V24H82ZM98 25V24H97ZM100 25V24H99ZM98 25V26H99ZM122 25H123V23H122ZM125 25V24H124ZM192 25V24H191ZM206 25V24H205ZM224 26H225V24H223ZM246 25V24H245ZM249 25V24H248ZM252 25V24H251ZM257 25H258V23H257ZM51 26V27H52ZM68 26V25H67ZM75 26V25H74ZM93 26V25H92ZM94 26H96V24L94 25ZM93 26V28H92V30L93 29H95V27ZM127 26V25H126ZM148 26V25H147ZM154 26V25H153ZM152 26V27H153ZM196 26V25H195ZM204 26V25H203ZM220 26V25H219ZM236 26V25H235ZM50 27V28H51ZM55 27H56V25H55ZM58 27H59V25H58ZM64 27H60V28H57V32L58 33H64L65 32V30H64ZM79 27V26H78ZM100 27H101V25H100ZM100 27H98V28H100ZM125 27V26H124ZM149 27H150V25H149ZM200 27V26H199ZM202 27V26H201ZM205 27V26H204ZM210 27V26H209ZM243 27V26H242ZM246 27V26H245ZM249 27V26H248ZM255 27H257V26H255ZM19 28V27H18ZM35 28V27H34ZM46 28V27H45ZM44 28V29H45ZM50 28H49V31H50ZM65 28H67V27H65ZM91 28V27H90ZM98 28H97V31H100V29L98 30ZM102 28V27H101ZM156 28H158V26L156 27ZM155 27H154V30L156 29ZM174 28V27H173ZM263 29H264V27H262ZM5 29H7V28H5ZM4 29V30H5ZM11 29V28H10ZM14 29H15V27H14ZM44 29L42 30V31H44ZM70 29H71V27H70ZM77 29V28H76ZM194 29H196V28H194ZM193 29V30H194ZM243 29V28H242ZM249 29H250V27H249ZM255 29V28H254ZM254 29H250V30H254ZM262 29V30H263ZM3 30V31H4ZM8 30V29H7ZM7 30L6 31H4L5 33L7 32ZM34 30V29H33ZM32 30V31H33ZM38 30H40L39 28H37L35 31L37 32ZM47 30V29H46ZM69 30V29H68ZM66 31V33H64L63 35H62V37L63 36H65V38H66V35L67 34H69V35H73V40H74V42L77 44V45H79V47H77L78 48V50H79V48L81 49V50H84L85 48H86V41H84V40H82V34H83V32L82 31H76V32H74L73 34H71V32L70 31ZM72 30V29H71ZM74 30V29H73ZM119 30V29H118ZM177 30V29H176ZM193 30H191V31H193ZM197 30V29H196ZM210 30H212V27H211V29ZM214 30H215V28H214ZM261 30V31H262ZM14 31V30H13ZM32 31H30V32H32ZM89 32H90V30H88ZM107 31H110V32H112V29H111V27H107ZM148 31H149V29H148ZM156 31V30H155ZM232 31H233V29H232ZM256 31V30H255ZM30 32H28L27 34H29L30 35ZM35 32V36H33V38H34V40H35V42H36V39L37 38H40L42 35H44V33L43 34H41L39 31V33H40V35H37V33ZM45 32V31H44ZM130 32V31H129ZM140 33V31H138L137 30V33ZM142 32H144V31H142ZM206 32H208V31H206ZM214 32V31H213ZM237 32V31H236ZM254 32V31H253ZM252 32V33H253ZM257 32V31H256ZM256 32H254V34H255V36L257 35L256 34ZM259 32V31H258ZM50 33V32H49ZM91 33V32H90ZM147 33H149V32H147ZM146 33V34H147ZM150 33H152L153 35H155L154 33H153V31H151ZM217 33V32H216ZM240 33H242V31L240 32ZM246 33H250V31H248V32H246ZM2 34V33H1ZM4 34V33H3ZM9 34V33H8ZM54 34V33H53ZM88 34V33H87ZM84 35V36H87L88 37V35ZM124 34V33H123ZM178 34V33H177ZM215 34V33H214ZM226 34V33H225ZM12 35V34H11ZM37 35V36H36ZM55 35V34H54ZM92 35H94L93 33H92ZM91 35V36H92ZM115 35V34H114ZM127 35V34H126ZM149 35V34H148ZM167 35V34H166ZM187 35V34H186ZM199 36H200V34H198ZM204 35V34H203ZM210 35H211V33H210ZM217 35H219V34H217ZM25 36H26V34H25ZM45 36V35H44ZM43 36V37H44ZM48 36V35H47ZM46 36V37H47ZM91 36H89V37H91ZM102 36V35H101ZM116 36H118V35H116ZM128 36V35H127ZM181 36V35H180ZM188 36L189 35H187V37L186 38H188ZM194 36H195V34H194ZM231 36H233V34L231 35ZM255 36L253 35L252 37H254L255 38ZM20 37V39H19V41L21 42V44H23V43H25V41H26V37H24V35H21V36H19ZM45 37V40L46 41H48L49 39L48 38H46ZM51 37H53V36H51ZM56 37H58L57 35H56ZM55 37V38H56ZM67 37H68V35H67ZM70 37H72V36H70ZM95 37V36H94ZM139 37H141V36H139ZM172 36H171V33H170V37L169 38H171ZM198 37V36H197ZM211 37V36H210ZM252 37H251V40H253L252 39ZM259 37V36H258ZM32 37H30V39H31ZM101 39H102V37H100ZM103 38H104V36H103ZM114 38V37H113ZM125 38V37H124ZM131 38V37H130ZM142 38H143V36H142ZM141 38V39H142ZM165 38V37H164ZM167 38V37H166ZM165 38V39H166ZM169 38H167L168 39V41H169ZM194 38V37H193ZM216 38V37H215ZM229 38V37H228ZM227 38V39H228ZM239 38V37H238ZM8 39V38H7ZM29 39V40H30ZM48 39V40H47ZM54 38H52L50 41H52ZM57 40H58V38H56ZM55 39V40H56ZM68 39V38H67ZM66 39V40H67ZM116 39V38H115ZM127 39V38H126ZM138 39V38H137ZM149 39V38H148ZM166 39V40H167ZM175 39V38H174ZM189 39H191V38H189ZM230 39V38H229ZM237 39V38H236ZM256 39V38H255ZM260 39V38H259ZM1 40V39H0ZM55 40H53V41H55ZM65 40V41H66ZM86 40H87V38H86ZM94 40V39H93ZM93 40L91 41V39H90V41L91 42H93ZM106 40V39H105ZM139 40H140V38H139ZM172 40H173V38H172ZM176 40V39H175ZM185 40H187V39H185ZM192 40V39H191ZM238 40V39H237ZM248 40V39H247ZM8 41V40H7ZM31 41V40H30ZM49 41V42H50ZM68 41H70V40H68ZM103 41H104V39H103ZM102 41V42H103ZM114 41V40H113ZM118 41V40H117ZM124 41H125V39H124ZM155 41V40H154ZM159 41V40H158ZM168 41H166L167 43H170V41L168 42ZM188 41V40H187ZM186 41V42H187ZM213 41V40H212ZM258 41H260V40H258ZM1 42H2V40H1ZM56 42V41H55ZM62 42V41H61ZM121 42V41H120ZM119 42V43H120ZM128 42V41H127ZM152 42V41H151ZM174 42V41H173ZM185 42V43H186ZM190 42H192V41H190ZM245 42H247L246 40H245ZM248 42H250L251 44L250 45H253L252 44V42L251 41H248ZM254 42H257V40L256 41H253V43ZM16 43V42H15ZM34 42H32L31 44H33ZM37 44H38V39H37V42H36ZM93 43H95V41L93 42ZM100 43V42H99ZM184 43V44H185ZM187 43H189V42H187ZM187 43H186V45H187ZM198 43V42H197ZM212 43V42H211ZM214 43V42H213ZM26 44V43H25ZM55 44V43H54ZM53 44V45H54ZM64 44H65V42H64ZM113 44V43H112ZM111 44V45H112ZM130 44V43H129ZM209 43H207V45H208ZM224 44H225V42H224ZM257 44H259V42L257 43ZM256 43L254 44V45H257ZM5 45L7 46V44L5 43ZM5 45H3L2 44V47L4 48V47H6ZM9 46H10V44H8ZM61 45V44H60ZM93 45V44H92ZM96 45V44H95ZM110 45V42H109V45L108 46H111ZM146 45V44H145ZM147 45H149V44H147ZM151 45V44H150ZM158 45V44H157ZM226 45V44H225ZM234 45V44H233ZM253 45V46H254ZM16 47L18 46V44L17 45H15ZM28 46V45H27ZM90 46V45H89ZM103 46V45H102ZM118 46V45H117ZM124 46V45H123ZM143 46H144V44L141 46V48H143ZM155 46H156V43H155ZM154 46V47H155ZM160 46H163V45H160ZM215 46V45H214ZM245 46H246V44H245ZM253 46H251L250 48H252ZM260 46H262V44H260ZM13 48H14V46H12ZM25 47V46H24ZM55 47V46H54ZM53 47V48H54ZM62 47H64V46H62ZM69 47V46H68ZM88 47V46H87ZM95 47H97L98 48V44H97V46H95ZM140 47V46H139ZM170 47H171V44H170ZM175 46H173V49H175L174 48ZM180 47V46H179ZM186 47V46H185ZM190 47V46H189ZM210 47V46H209ZM212 47V46H211ZM219 47V46H218ZM257 47H259V46H257ZM1 49V45H0V49H1V51H4V52H6L7 51V54L10 56V54H9V50H7L6 48V50L5 49ZM12 48V49H13ZM19 48V47H18ZM52 48V49H53ZM91 48H93V47H91ZM140 48V49H141ZM151 48V47H150ZM249 48V47H248ZM263 48V47H262ZM60 49V48H59ZM68 49V48H67ZM95 49V48H94ZM144 49V51H145V49L146 48H143ZM149 49V48H148ZM153 49V48H152ZM151 49V50H152ZM185 50H186V48H184ZM204 48H202V50H203ZM215 48H213V51H215L214 50ZM222 49V48H221ZM259 49H260V47H259ZM258 49V50H259ZM15 50V49H14ZM21 50V49H20ZM97 51H99V49H96ZM128 50L130 51V48H128ZM127 50V51H128ZM132 50V49H131ZM134 50V49H133ZM132 50V51H133ZM150 50V51H151ZM154 50H156V49H154ZM176 50V49H175ZM175 50H174V52H175ZM178 50V49H177ZM257 50V49H256ZM263 50H264V48H263ZM16 51V50H15ZM15 51H14V53H15ZM29 51H30V49H29ZM97 51H95V52H97ZM107 51V50H106ZM127 51H126V54H127ZM128 51V52H129ZM135 51V50H134ZM147 52H148V50H146ZM149 51V52H150ZM183 51V50H182ZM199 51H201V50H199ZM204 51V50H203ZM202 51V52H203ZM220 51V50H219ZM248 51V50H247ZM4 52H2V53H4ZM11 52H12V50H11ZM20 52H22V50L20 51ZM85 52H86V50H85ZM92 52V54L94 53L95 54V52L94 51H91ZM90 52V53H91ZM109 52V51H108ZM158 52V51H157ZM177 52L178 51H176L175 53H176V55H177ZM188 52V51H187ZM187 52H186V54H187ZM190 52V51H189ZM212 52V51H211ZM255 52V51H254ZM257 52V51H256ZM259 52V51H258ZM262 52V51H261ZM264 52V51H263ZM52 53V52H51ZM69 53H71V52H69ZM73 53V52H72ZM98 53V52H97ZM101 51H100V55H101ZM121 53V52H120ZM123 53H125V52H123ZM145 53V52H144ZM153 53V52H152ZM205 53V52H204ZM219 53V52H218ZM7 54H5V55H7ZM13 54V53H12ZM57 54V53H56ZM104 54V53H103ZM106 54V53H105ZM146 54V53H145ZM145 54L143 55L144 57H146L145 56ZM149 54V53H148ZM155 54V53H154ZM194 54H195V51H194ZM217 54V53H216ZM215 54V55H216ZM226 54H227V52H226ZM249 54V53H248ZM254 54V53H253ZM263 54V53H262ZM13 55H15V54H13ZM18 55V54H17ZM23 55V54H22ZM22 55H21V57H22ZM51 55V54H50ZM49 55V56H50ZM71 55V54H70ZM69 55V57H70V59H71V56ZM81 55V54H80ZM99 55V56H100ZM111 55V54H110ZM119 55H121V54H118V56ZM123 55V54H122ZM128 55V54H127ZM126 55V56H127ZM131 56L133 55L134 56V54L132 53V54H130ZM130 55H128L129 57H130ZM151 55V54H150ZM156 55V54H155ZM175 55V56H176ZM179 55V54H178ZM190 55H192V54H190ZM210 55V54H209ZM258 55H259V53L257 54V57H258ZM264 55V54H263ZM75 56V55H74ZM116 56V55H115ZM114 56V57H115ZM125 56V57H126ZM140 56H142L141 54H140V52H138V54L136 53L135 54V57H136V59H135V61L138 59L139 61H141L140 59H142V57H140ZM165 56V55H164ZM185 56V55H184ZM184 56H180V58L179 59H181V57L182 58H184ZM198 57H201V56H199V55H197ZM195 57V56H193L194 57V59H192L191 61H194L195 60V58H198V57ZM217 56V55H216ZM226 56V55H225ZM241 56V55H240ZM250 56H252V55H250ZM256 56V55H255ZM46 57V56H45ZM83 58L85 57V55L84 56H82ZM113 57V58H114ZM148 57H150V56H148ZM148 57H146V58H148ZM154 57V56H153ZM178 57V56H177ZM176 57V58H177ZM188 57H189V55H188ZM207 57V56H206ZM257 57H255L256 59H257ZM262 56H260V58H261ZM10 58V57H9ZM68 58V57H67ZM75 58V57H74ZM95 58V57H94ZM106 58V57H105ZM116 58H118L119 59V57H117L116 56ZM121 58V57H120ZM127 58V57H126ZM145 58V59H146ZM163 58V57H162ZM175 58V57H174ZM254 58V57H253ZM254 58V59H255ZM259 58V57H258ZM5 59H7V58H5ZM24 59V58H23ZM28 59V58H27ZM38 59H42V57L41 56H38ZM60 59V58H59ZM69 59V58H68ZM68 59H67V61H65V62H68ZM130 59V58H129ZM128 59V60H129ZM149 59V58H148ZM157 59H159L158 57H157ZM188 59V58H187ZM201 59V58H200ZM199 59V60H200ZM212 59V58H211ZM214 59V58H213ZM223 59V58H222ZM256 59H255V61H256ZM262 59V58H261ZM45 60V59H44ZM54 60V59H53ZM73 60V59H72ZM94 60V59H93ZM123 60V59H122ZM128 60H127V62H128ZM143 60V59H142ZM150 60H152L151 59V57H150ZM172 60H174V59H172ZM190 60V59H189ZM202 60V59H201ZM200 60V61H201ZM231 60V59H230ZM263 60V59H262ZM1 61V60H0ZM25 61V60H24ZM71 61V60H70ZM80 61V60H79ZM124 61V60H123ZM166 61V60H165ZM169 61V60H168ZM183 61H185L184 59H183ZM183 61H181L180 60V62H183ZM196 61V60H195ZM194 61V62H195ZM228 61V60H227ZM227 61H223V62H225V63H227ZM232 61V60H231ZM254 61V62H255ZM20 62V61H19ZM72 62V61H71ZM74 62V61H73ZM88 62V61H87ZM109 62V61H108ZM112 62V61H111ZM114 62V61H113ZM126 62V61H125ZM127 62H126V65H127ZM143 62V63H142ZM146 62V61H145ZM207 62H209V61H207ZM222 62V63H223ZM263 61H261V63H262ZM21 63V62H20ZM82 63V62H81ZM89 63V62H88ZM90 63H92L91 65H89L88 66V69H90V70H93L94 71V69H96L97 70V72H98V76L99 77H101L102 79H104V78H106L107 77V75H108V73H109V70H108V68H106L105 67V64L103 65V64H101V63H98V62H96V63H94V62H91L90 61ZM115 63H117V61H115ZM124 63V62H123ZM185 63V62H184ZM184 63H183V65H184ZM203 63V62H202ZM201 63V64H202ZM221 63V62H220ZM221 63V64H222ZM43 64H44V62H43ZM42 64V65H43ZM107 64V63H106ZM109 64V66H110V63H108ZM136 64H138L137 62H136ZM162 64V63H161ZM182 64V63H181ZM197 64V63H196ZM201 64H199V67H200V65ZM224 64V63H223ZM229 65H231L232 66V64H231V62L230 63H228ZM227 64V65H228ZM253 64V63H252ZM263 64V63H262ZM261 64V65H262ZM27 65H29V63L27 64ZM42 65H40V66H42ZM46 65V64H45ZM52 65V64H51ZM63 65H65V64H63ZM125 65V64H124ZM139 65H141V70H147V68H146V66L147 65H145V63H144V61H141V63L139 64ZM169 65L171 66V64L169 63ZM186 65V64H185ZM220 65V64H219ZM22 66V65H21ZM37 65H35L34 67L35 68H37L36 67ZM53 66V65H52ZM55 66H57V65H55ZM152 66V65H151ZM214 66H216V65H214ZM213 66V67H214ZM230 66V67H231ZM257 66V65H256ZM256 66H254V67H256ZM264 66V65H263ZM262 66V68H260V66H259V69H263L264 67ZM43 67V66H42ZM54 67V66H53ZM62 67V66H61ZM115 67V66H114ZM127 67V66H126ZM132 67V66H131ZM186 67H187V65H186ZM225 67H227L226 69V74H228V71L231 73V71L228 69L229 67L228 66H225ZM258 67V66H257ZM25 68V67H24ZM29 68V67H28ZM57 68V67H56ZM70 68V67H69ZM79 68H80V66H79ZM87 68V67H86ZM125 68V67H124ZM154 68V67H153ZM168 68V67H167ZM181 68H182V66H181ZM183 68H185L184 66H183ZM219 67L217 66V68L216 69H218ZM4 69H5V66H4ZM54 69H55V67H54ZM53 69V71H55V70H57V69H55L54 70ZM67 69V68H66ZM77 69V68H76ZM83 69V68H82ZM131 69H133V68H131ZM136 69V68H135ZM178 69V68H177ZM190 69V68H189ZM197 69V68H196ZM230 69H232V67L230 68ZM255 69V68H254ZM60 70H63V68H61V69H59V71ZM80 70V69H79ZM84 70V69H83ZM126 70V69H125ZM182 70V69H181ZM184 70H187V69H184ZM206 70H208V69H206ZM206 70H204L203 72H205ZM212 70V69H211ZM213 70H214V68H213ZM221 70V69H220ZM238 70V69H237ZM240 70H243V69H240ZM249 70V69H248ZM258 70V69H257ZM15 71V70H14ZM18 71V70H17ZM46 72H47V70H45ZM75 71H78V70H75ZM92 71V72H93ZM113 71V70H112ZM122 71V70H121ZM131 71V70H130ZM130 71H128L130 74H132ZM175 71H177V70H175ZM194 71V70H193ZM215 71V70H214ZM213 71V72H214ZM224 72H225V69L223 70ZM259 71V70H258ZM1 73H2V71H0ZM29 72V71H28ZM30 72H33V70L32 71H30ZM57 72V71H56ZM80 72V71H79ZM79 72H77V73H79ZM96 72V71H95ZM95 72H93V73H95ZM147 73H148V71H146ZM166 72V71H165ZM173 72V71H172ZM172 72H171V75H172ZM203 72H201L202 74H203ZM212 72V71H211ZM216 72V71H215ZM27 73V72H26ZM54 73V72H53ZM58 73V72H57ZM59 73H61V71L59 72ZM81 74H82V72H80ZM80 73L78 74V75H80ZM147 73L145 74V75H147ZM181 73H183V72H181ZM187 73V72H186ZM188 73H189V71H188ZM188 73H187V75H188ZM199 73V72H198ZM217 73V72H216ZM243 74H244V72H242ZM20 74V73H19ZM72 74V73H71ZM73 74H74V71H73ZM111 74V73H110ZM122 74V73H121ZM137 75H138V73H136ZM174 74V73H173ZM234 74H236V73H234ZM241 75V73L239 72V73H237V75ZM24 75H26V74H24ZM28 75L30 76L31 74L30 73H28ZM32 75H34V74H32ZM45 75V74H44ZM53 75H55V74H53ZM58 74H56V76H57ZM61 75V78H62V73L61 74H59L58 76H60ZM63 75H65V74H63ZM77 75V74H76ZM94 75V74H93ZM164 75H165V73H164ZM170 75V74H169ZM176 75V74H175ZM174 75V76H175ZM184 75V74H183ZM186 75V74H185ZM186 75V76H187ZM198 75L199 74H197L196 75V77H198ZM204 75V74H203ZM212 75V74H211ZM17 76V73H16V75H15V77ZM37 77V75H34L33 77ZM69 76H70V73H69ZM91 76V75H90ZM95 76H96V74H95ZM129 76V74L128 73H126V75H125V77H128ZM136 76V75H135ZM148 78H149V80L150 79H155L156 81H154L153 83H148L145 87H142V86H139L138 85V87L140 88V87H142V88H144V90H143V92H140V93H143V95L141 96L140 95V98L138 99V101L140 100V102H139V110H137V112H136V114L138 113V115H137V118H135L134 120H130L128 117H129V115H128V110L126 111H124V109H122L123 107H124V104H126L125 102V99L122 97V99H124V104H123V107L121 108L122 110H123V115H124V118L125 117H127L126 119H124V122H125V124H124V122H122L124 125H123V132H124V135L126 136V135H128L127 137H129L130 138V141H135V137L136 136H138V138H143L144 137V139H146L147 141H149L151 144H149V146L151 145V147H148L147 146V144L146 143H144L143 144V142H142V146L140 145L139 147H140V150H145V151H149L150 153H151V162H146L145 163V165H144V168H142L141 170H139V173H141L140 175H141V181H140V190H143L144 191V194H145V192H147V193H149L150 191H151V187H154L155 185L156 186H158V184H160L161 183V181H163L164 180V178L163 177H168V178H170L171 180V182H175V180H177L176 178H177V173L175 172V170H174V166L172 167V165H173V162H171L170 161V163H168L167 161H166V157H163V156H165V154L163 153L164 151H165V149L166 148H169V149H171V151L170 152H172V154H169V156H171L170 157V159L173 157V155H175V153H176V151H175V149H177V145L175 146V145H173L172 144V142L174 141V138L171 136V137H168L166 140H164V141H162V138H164V137H160L159 139L160 140H158V138H157V134L158 133H156V135H155V130H156V132L158 131H160L161 132V130H160V121H162V123L161 124H163V121H168V122H170V124L172 123V122H175V123H179V122H181L182 123V125L181 124H178V126H180L181 125V127L182 126H184V127H186L187 126V121H188V117H186V114H184L185 116H181V114H182V110H185L186 108H189L190 106H189V103L187 104L186 102V104H185V108L182 106V108H177L176 106L174 107V105H173V101H174V103H175V99H176V96H178L177 94L178 93H180V91L179 90H177V92H176V87L175 86H173V85H171V86H165V84H164V82H163V79L165 80V79H167V78H163L162 76H163V74H162V76L160 75V77L159 78H157V76L155 77L153 74H151V73H148ZM181 76V75H180ZM208 76V75H207ZM222 76V75H221ZM229 76H231V75H229ZM14 77V76H13ZM22 77H23V75H22ZM21 77V78H22ZM27 77V76H26ZM35 77V78H36ZM38 77H39V75H38ZM53 77V76H52ZM51 77V78H52ZM81 77V76H80ZM80 77H78V78H80ZM85 77V76H84ZM166 77V76H165ZM169 77V76H168ZM173 77V76H172ZM192 77V76H191ZM196 77H195V79H196ZM203 77H205V76H203ZM240 77V76H239ZM11 78V77H10ZM24 78V77H23ZM32 78V77H31ZM53 78H55V77H53ZM53 78H52V80H53ZM75 78V80H76V77H74ZM136 78V77H135ZM146 77H143L142 78V81H144L143 79H145ZM171 77H169V79H170ZM181 79L183 78V77H180ZM179 78V79H180ZM187 80H188V77H185ZM184 78V79H185ZM206 78V77H205ZM209 78V77H208ZM235 78V77H234ZM237 78V77H236ZM242 78V77H241ZM252 78V77H251ZM39 79H40V77H39ZM73 79V78H72ZM85 79V78H84ZM83 79V80H84ZM119 79V78H118ZM131 79V78H130ZM140 79V78H139ZM157 79H159V80H157ZM173 79V78H172ZM180 79V80H181ZM7 80V79H6ZM14 80V79H13ZM26 80V79H25ZM30 80V79H29ZM28 80V81H29ZM51 80V81H52ZM59 80H60V78H59ZM70 80V79H69ZM74 80V82H77V80L75 81ZM86 80V79H85ZM128 80H129V78H128ZM132 80V79H131ZM130 80V81H131ZM141 80V79H140ZM178 80V79H177ZM190 80V79H189ZM200 80V79H199ZM239 80V79H238ZM241 80V79H240ZM251 80V79H250ZM19 81V80H18ZM17 81V82H18ZM23 82H25L24 80H22ZM27 81V82H28ZM61 81H63V79L61 80ZM78 81H80V80H78ZM99 81V80H98ZM173 81V80H172ZM179 81V80H178ZM185 81L186 80H184V83H185ZM206 81V80H205ZM209 81V80H208ZM13 81H11V84H13L12 83ZM16 82V81H15ZM68 82V81H67ZM70 82H71V80H70ZM73 82V83H74ZM83 82V81H82ZM111 82V81H110ZM145 82H147V81H145ZM150 82V81H149ZM168 82V81H167ZM193 82V81H192ZM195 82V81H194ZM199 81L197 80V83H198ZM201 83H200V87H201V85H202V82H203V80L202 81H200ZM229 82V81H228ZM238 82H241V81H238ZM32 83V82H31ZM30 83V84H31ZM40 83H42V82H40ZM53 83V85H54V83L55 82H52ZM62 83V82H61ZM69 83V82H68ZM72 83V82H71ZM70 83V84H71ZM93 83H94V80H93ZM96 83L98 84V82L96 81ZM141 83V82H140ZM172 83V82H171ZM181 83V82H180ZM179 82H176V83H174V84H180ZM204 83V82H203ZM216 83V82H215ZM252 83V82H251ZM251 83H249L250 85H251ZM256 83V82H255ZM254 83V84H255ZM7 84V83H6ZM22 84V83H21ZM26 84V83H25ZM33 84V83H32ZM46 84V83H45ZM60 84V83H59ZM75 84V83H74ZM73 84V85H74ZM77 84V83H76ZM92 84V83H91ZM105 84V83H104ZM144 84V83H143ZM240 84V83H239ZM244 84H245V82H244ZM244 84H240V85H242L243 86V89H245L244 88ZM247 84V83H246ZM249 84H248V88L247 89H249ZM254 84H253V86H254ZM259 84V83H258ZM8 85V84H7ZM10 85V84H9ZM8 85V86H9ZM28 85V84H27ZM26 85V86H27ZM39 85H41V87H42V84H39ZM53 85H51V86H53ZM57 85V83L55 84V86ZM77 85H79V82H78V84ZM106 85V84H105ZM108 85V87H109V84H107ZM125 85V87H123ZM124 85H122V87L125 89V93H123V95L125 94V96L124 97H126L127 95H126V92H127V90H126V87L128 86H130V85H126V84H124ZM181 85V87H184V86H182V84H180ZM6 86V85H5ZM25 86V85H24ZM29 86V85H28ZM27 86V87H28ZM45 86V85H44ZM55 86H54V88H55ZM71 86V85H70ZM75 86V85H74ZM74 86H71L72 88L74 87ZM99 86V85H98ZM104 86V85H103ZM144 86V85H143ZM173 86V87H172ZM188 86H190V84L188 85ZM198 86V85H197ZM198 86V87H199ZM215 86V85H214ZM36 87V86H35ZM39 87V86H38ZM94 87H96L95 86V84H94ZM136 87V86H135ZM224 87V86H223ZM222 87V88H223ZM240 87V86H239ZM246 87V86H245ZM261 87H262V85H261ZM26 88V87H25ZM45 88V87H44ZM57 88V87H56ZM61 88V87H60ZM68 88V87H67ZM76 88H78V87H75V92L77 93V91H76ZM103 88V87H102ZM101 88V89H102ZM177 88H179V87H177ZM188 87H186V89H187ZM191 88V87H190ZM190 88H188L187 90L189 91H191V89ZM221 88V89H222ZM29 90H30V88H28ZM35 89V88H34ZM37 89V88H36ZM40 89V88H39ZM58 89H59V87H58ZM57 89V90H58ZM91 89V88H90ZM97 89H99V87L97 88ZM136 89V88H135ZM184 89V88H183ZM197 89V88H196ZM214 89H215V87H214ZM217 89V88H216ZM251 89V88H250ZM261 89V88H260ZM16 90H17V88H16ZM45 90V89H44ZM56 90V89H55ZM80 90H81V88H80ZM96 90V89H95ZM94 90V91H95ZM117 91H118V89H116ZM130 90H131V88H130ZM180 90H182V89H180ZM200 90V89H199ZM198 90V92H201L202 90H200L199 91ZM204 90V89H203ZM224 90V89H223ZM223 90H221V91H223ZM252 90V89H251ZM14 91V90H13ZM38 91V90H37ZM62 92H63V90H61ZM61 91L59 90V94H61ZM69 91H70V93H71V91H73L72 89L70 90L69 89ZM90 91V90H89ZM94 91H93V94L91 93V96L93 95V98L92 99H97V94H95V97L96 98H94ZM109 91V90H108ZM132 91H133V89H132ZM141 91V90H140ZM184 91H185V89H184ZM187 91V92H188ZM208 90H206L205 92H207ZM213 92L212 93H210V95H208L209 97L213 94V98L215 99L216 98V96L214 97V92H215V90H212ZM220 91V92H221ZM248 91V90H247ZM17 92V91H16ZM32 92V91H31ZM50 92V91H49ZM55 92H57V91H55ZM81 92V91H80ZM96 92V91H95ZM103 92H104V90H103ZM110 92V91H109ZM135 92V91H134ZM193 92V91H192ZM204 92V93H205ZM209 92H210V90H209ZM252 92V91H251ZM249 93L250 95L252 94V93ZM260 92V91H259ZM30 93V92H29ZM44 93H45V91H44ZM47 93V92H46ZM84 93V92H83ZM99 93V92H98ZM114 93H115V91H114ZM117 93V92H116ZM128 93H129V91H128ZM137 93V92H136ZM139 93V94H140ZM182 93H183V91H182ZM185 93H186V91H185ZM208 93V92H207ZM217 93V92H216ZM215 93V94H216ZM228 93V92H227ZM255 93V92H254ZM14 94V93H13ZM18 94V93H17ZM34 94H37V92L36 93H34ZM48 94V93H47ZM57 94V93H56ZM67 94H69V93H67V91H66V95ZM72 94H74V93H72ZM112 94V93H111ZM130 94V93H129ZM174 94H176V96L174 95ZM181 94V93H180ZM184 94V93H183ZM189 94V93H188ZM187 94V95H188ZM237 94V93H236ZM236 94H234V95H236ZM6 95H7V93H6ZM50 95V94H49ZM79 96H80V94H78ZM77 95V96H78ZM83 95V94H82ZM99 95V94H98ZM105 95V94H104ZM122 95V96H123ZM173 95V97H175V99H171V96ZM186 95V94H185ZM184 95V96H185ZM185 96V99H186V97H188V96ZM191 95V94H190ZM205 95V94H204ZM231 95V94H230ZM252 95H254V94H252ZM259 95V94H258ZM8 96V95H7ZM24 96V95H23ZM34 96V95H33ZM39 97H40V95H38ZM44 96H46L45 94H44ZM52 96V95H51ZM51 96L49 97L50 99H52L51 98ZM78 96V97H79ZM90 96V97H91ZM110 96V95H109ZM108 96V97H109ZM112 96H113V94H112ZM133 96H135L134 94H133ZM183 96V95H182ZM264 96V95H263ZM17 97V96H16ZM28 97V96H27ZM39 97H38V99H39ZM41 97H43V93H42V96ZM55 97H56V95H55ZM58 97H60V95H58ZM87 97V96H86ZM111 97V96H110ZM130 96H128V98H129ZM181 97V96H180ZM194 97V96H193ZM218 97V96H217ZM235 97V96H234ZM233 97V98H234ZM249 96H247V98H248ZM255 97V96H254ZM262 97V96H261ZM6 98V97H5ZM9 98V97H8ZM11 98V97H10ZM21 98H23V97H21ZM30 98V97H29ZM66 98V97H65ZM70 98V97H69ZM68 98V99H69ZM75 98H77V97H75ZM99 98V97H98ZM101 98V97H100ZM127 98V97H126ZM178 98V97H177ZM189 98V97H188ZM227 98V97H226ZM229 98V97H228ZM231 98V97H230ZM232 98V100H230V101H233L234 99ZM242 98V97H241ZM251 98V97H250ZM17 99V98H16ZM35 99H37V97H35ZM37 99V100H38ZM41 99V98H40ZM40 99H39V101H40ZM45 99V98H44ZM56 99V98H55ZM67 99V98H66ZM84 99H86V98H84ZM88 99V98H87ZM91 99V100H92ZM104 99H107V102H110V100H111V98H106V97H104ZM116 99V98H115ZM115 99H113V100H115ZM137 99H136V101H137ZM184 99V100H185ZM208 99H210V98H208ZM214 99H212V100H214ZM252 99V98H251ZM251 99H250V101H251ZM254 99V98H253ZM13 100V99H12ZM11 100V101H12ZM15 100V99H14ZM18 100V99H17ZM25 101L27 100L26 99V97H25V99H24ZM41 100H43V98L41 99ZM47 100V99H46ZM45 100V101H46ZM59 100V99H58ZM90 100V99H89ZM99 100V99H98ZM113 100H111V102H113ZM127 100V99H126ZM133 100V99H132ZM131 100V101H132ZM178 100V99H177ZM216 100V99H215ZM226 100V99H225ZM242 100V99H241ZM240 100V101H241ZM247 100H249V99H247ZM247 100H246V102H247ZM255 100V99H254ZM260 100H261V98H260ZM11 101H10V104H11ZM44 101V102H45ZM67 100H65V102H66ZM76 101V100H75ZM78 101V100H77ZM81 101H82V103H84V101L81 99ZM106 101V100H105ZM117 101H119V99L117 100ZM122 101V100H121ZM130 101V102H131ZM236 101V100H235ZM238 101V100H237ZM13 102V101H12ZM16 102V101H15ZM15 102H13V103H15ZM36 102V101H35ZM88 102V101H87ZM106 102V103H107ZM115 102V101H114ZM181 102V101H180ZM195 102V101H194ZM213 102V101H212ZM216 102H218V101H216ZM252 102V101H251ZM254 102V101H253ZM2 103H4V101H2ZM16 103H18V101L16 102ZM33 103V102H32ZM38 103H40V102H38ZM42 103V102H41ZM47 103V102H46ZM55 103V102H54ZM54 103H53V105H54ZM57 103V102H56ZM79 103V102H78ZM82 103H80V105L82 104ZM101 103V102H100ZM100 103H99V105H100ZM119 103V102H118ZM118 103H116L115 102V104H118ZM129 103V102H128ZM132 103H133V101H132ZM165 103V104H164ZM182 103V102H181ZM192 103V102H191ZM226 103V102H225ZM238 103V102H237ZM10 104H7V105H9V108H10ZM21 104H23V103H21ZM37 104V103H36ZM44 104V103H43ZM70 104V103H69ZM69 104H66V105H69ZM88 104H92V102L91 103H87V106H88ZM93 104H95V102L93 103ZM119 104H121V103H119ZM133 104H136V103H133ZM132 104V105H133ZM164 105L163 107L161 106V105ZM179 104V103H178ZM198 105V101H197V103H194V106L193 107H195V106H197ZM223 104V103H222ZM227 104V103H226ZM245 104H247V103H245ZM2 105V104H1ZM0 105V106H1ZM6 105V106H7ZM20 105V104H19ZM39 105V104H38ZM48 104H46V105H44V106H47ZM58 105V104H57ZM64 105V104H63ZM98 105V104H97ZM128 105V104H127ZM126 105V106H127ZM168 105V109L170 110V111H168V112H166V109H165V107ZM181 105V104H180ZM179 105V106H180ZM215 105V104H214ZM225 105V104H224ZM230 104L228 103V106H229ZM252 105H254V104H252ZM256 105H258V104H256ZM261 105V104H260ZM14 106H15V104H14ZM26 106V105H25ZM24 105H23V107H25ZM31 106V105H30ZM42 106V105H41ZM51 106V105H50ZM72 106H74V105H72ZM79 106V105H78ZM115 106V105H114ZM121 106V105H120ZM120 106H119V108L118 109H120ZM178 106V105H177ZM221 106V105H220ZM228 106L226 105V108H228ZM237 106V105H236ZM247 106V105H246ZM3 107L5 108V106L3 105ZM13 107V106H12ZM11 107V108H12ZM22 107V106H21ZM22 107V108H23ZM48 107V106H47ZM47 107H46V109H47ZM55 107H57V106H55ZM62 107V106H61ZM65 107V106H64ZM80 107H83L82 105L80 106ZM80 107H78V108H80ZM93 107H94V105H93ZM130 108H131V106H129ZM133 107V106H132ZM137 107V106H136ZM135 107V108H136ZM162 107V108H161ZM181 107V106H180ZM208 107V106H207ZM222 107H224V106H222ZM231 107V106H230ZM229 107V108H230ZM257 107V106H256ZM4 108H3V110H4ZM7 108H8V106H7ZM8 108V109H9ZM21 108V109H22ZM37 108V107H36ZM38 108H41V107H38ZM37 108V109H38ZM43 109L45 108V107H42ZM51 108H53V106H51ZM74 108H76V107H74ZM86 108V107H85ZM89 108H91V106H89ZM112 107H109V109H111ZM184 108V109H183ZM204 108H205V106H204ZM218 108V107H217ZM225 108V107H224ZM232 108L233 107H231L230 109L232 110ZM252 108V107H251ZM250 108V109H251ZM258 108V107H257ZM2 109V108H1ZM35 109V108H34ZM72 109V108H71ZM70 109V110H71ZM84 109V108H83ZM98 109V108H97ZM132 109H134V108H132ZM197 109V108H196ZM201 109V108H200ZM199 109V110H200ZM262 109V108H261ZM261 109H259V110H261ZM12 110V109H11ZM25 110V109H24ZM27 110V109H26ZM33 110V109H32ZM36 110V109H35ZM41 110V109H40ZM67 110H69V109H67ZM82 109H80V111H81ZM92 110V108L88 111V112H90ZM135 110V109H134ZM134 110H132V112L134 111ZM193 110V109H192ZM191 110V112H193L194 113V111H195V109H194V111H192ZM204 110H206V108L204 109ZM203 110V111H204ZM221 110H222V108H221ZM229 110V109H228ZM234 110V109H233ZM237 110V109H236ZM256 110V109H255ZM259 110H256V112L257 111H259ZM39 111V110H38ZM55 111V110H54ZM66 111V110H65ZM73 111V110H72ZM95 111H97L96 109H95ZM201 111V110H200ZM207 111V110H206ZM218 111V110H217ZM252 111V110H251ZM250 111V112H251ZM2 112V111H1ZM4 112V111H3ZM3 112H2V114H3ZM15 112V111H14ZM14 112H12V114H14ZM18 112V111H17ZM43 112H44V110H43ZM74 112V111H73ZM77 112V111H76ZM92 113H93V115H91V116H95L96 114L93 112V110L91 111ZM127 112V113H126ZM132 112H131V114H132ZM198 111H196V113H197ZM202 112V111H201ZM229 112V111H228ZM232 112H234V111H232ZM231 112V113H232ZM255 112V111H254ZM11 113V112H10ZM28 113H29V111H28ZM31 114H32V112H30ZM46 113V112H45ZM83 113V112H82ZM129 113H130V111H129ZM185 113H186V111H185ZM192 113V114H193ZM231 113L229 114V115H231ZM252 113V112H251ZM4 114H6V112L4 113ZM3 114V115H4ZM31 114L28 116V117H30L31 116ZM68 114V113H67ZM88 114V113H87ZM122 114V113H121ZM126 114V115H125ZM135 114V115H136ZM191 114V113H190ZM195 114V113H194ZM203 114V113H202ZM215 114V113H214ZM213 114V115H214ZM247 114V113H246ZM258 114V113H257ZM262 113L260 112V115H261ZM47 115V114H46ZM50 115V114H49ZM59 115L61 116V114L59 113ZM111 115V114H110ZM195 115H197V114H195ZM198 115H200V114H198ZM249 115H250V113H249ZM251 115H253V114H251ZM251 115H250V117H251ZM12 116V115H11ZM42 116V115H41ZM68 116V115H67ZM98 116V115H97ZM131 116H133V115H131ZM217 115H215V119L217 118L216 117ZM225 116H226V114H225ZM257 116V115H256ZM264 116V115H263ZM3 117V116H2ZM24 117V116H23ZM23 117L21 118L22 119V122H23ZM32 117V116H31ZM57 117L59 118V116L57 115ZM56 117V118H57ZM107 117V116H106ZM193 117H194V119H195V117H197V116H194L193 115ZM193 117H191L192 119H193ZM212 117V118H213ZM227 117V116H226ZM250 117H249V119H250ZM253 117V116H252ZM5 118V117H4ZM13 118V117H12ZM11 118V119H12ZM39 118V117H38ZM44 118H46V117H44ZM51 118H52V116H51ZM53 118H55V117H53ZM55 118V120L54 121H56L57 119ZM61 118H62V116H61ZM68 118H70L69 116H68ZM96 118V117H95ZM109 118H112V116L111 117H109ZM134 118V117H133ZM190 118V119H191ZM240 118V117H239ZM10 119V118H9ZM10 119V120H11ZM18 119V118H17ZM20 119V118H19ZM20 119V120H21ZM24 119H27V118H24ZM29 119V118H28ZM48 119V118H47ZM74 119V118H73ZM85 119H86V114H85ZM94 119V118H93ZM107 119V118H106ZM119 119H122V118H119ZM193 119V120H194ZM209 120H211L210 118H208ZM207 119V120H208ZM215 119H213V120H215ZM218 119V118H217ZM227 119V118H226ZM49 120V119H48ZM48 120H46V122L48 121ZM70 120V119H69ZM76 120H78V119H76ZM81 120V119H80ZM88 120V119H87ZM87 120H86V122H87ZM195 120H197V119H195ZM207 120H206V123H207ZM242 119H240V121H241ZM260 120H262V118L260 119ZM259 120V121H260ZM1 121V120H0ZM17 121H19V120H17ZM25 121H28V120H25ZM24 121V122H25ZM50 121H52L51 119H50ZM70 121H72V120H70ZM93 121V120H92ZM92 121H90V122H92ZM96 121V120H95ZM98 121V120H97ZM109 123H111V120L109 119ZM122 121V120H121ZM132 121V122H131ZM226 121V120H225ZM233 121V120H232ZM232 121L230 122V123H232ZM234 121H236V120H234ZM238 121V120H237ZM19 122H21V121H19ZM19 122H18V124H16L17 125V127L19 128V126L18 125H20L19 124ZM23 122V123H24ZM60 123H61V120L59 121ZM68 122V121H67ZM66 122V123H67ZM75 122H77V121H75ZM119 122V121H118ZM208 122H211V121H208ZM216 122V121H215ZM218 122H219V120H218ZM221 122H223V121H221ZM239 122V121H238ZM238 122H236V123H238ZM261 122V121H260ZM1 123V122H0ZM28 123V122H27ZM44 123H45V121H44ZM49 122H47V123H45V124H48ZM66 123H64V124H66ZM72 123V122H71ZM78 123H82V122H79L78 121ZM89 123V122H88ZM203 123V122H202ZM213 123V122H212ZM212 123H210L211 125H212ZM235 123V122H234ZM242 123V122H241ZM25 124V123H24ZM57 124V123H56ZM99 124V123H98ZM97 124V125H98ZM106 124V123H105ZM168 123L167 122H165L164 123V126L166 127V125H167ZM221 123H218V125H220ZM224 124V123H223ZM23 125V124H22ZM44 125V124H43ZM61 125V124H60ZM94 125H96V123L94 122ZM113 125V124H112ZM175 125V124H174ZM210 125V126H211ZM237 125V124H236ZM241 125H243L244 126V123L243 124H241ZM240 125V126H241ZM253 125V124H252ZM263 125V124H262ZM2 126V125H1ZM25 126H26V124H25ZM25 126H23L22 128L24 129V127ZM38 126V125H37ZM48 126V125H47ZM58 126V128H59V125H57ZM74 126V125H73ZM77 125L75 124V127H76ZM109 126H111L110 124H109ZM163 126V127H164ZM170 128L173 126H170V125H168ZM167 126V127H168ZM177 126V127H178ZM205 126V125H204ZM223 125H220V129H222L223 130V127H222ZM229 126H231V125H229ZM78 127V126H77ZM156 127V128H155ZM168 127V128H169ZM183 127V128H184ZM222 127V128H221ZM236 126H233V128H235ZM245 127V126H244ZM243 127V128H244ZM251 127V126H250ZM254 127V126H253ZM258 127H260V126H258ZM18 128H16V129H18ZM29 128H30V126H29ZM95 129H96V126L94 127ZM102 130H104L105 131V129H104V127H103V125H102ZM136 128V129H135ZM155 128V129H154ZM162 128V127H161ZM167 128V129H168ZM173 128H174V126H173ZM179 128V127H178ZM183 128H182V131H183ZM217 128H219V127H217ZM239 128H241V127H239ZM252 128V127H251ZM26 129V128H25ZM39 129V128H38ZM56 129V128H55ZM67 129H69V131L71 130L70 128H67ZM166 128H164V130H163V128H162V130L163 131H166V132H168L167 131V129L165 130ZM181 129V128H180ZM185 129V128H184ZM220 129H218V130H216L217 132L220 130ZM263 129V127L261 128V130ZM18 130H20V128L18 129ZM66 130V129H65ZM73 130V129H72ZM76 130H77V128H76ZM109 130V129H108ZM172 130H175V129H172ZM177 130V129H176ZM197 130V129H196ZM212 131H214V129H211ZM211 130H209V129H207L206 127H201L200 128V130H199V128H198V132H199V135H201L200 137H201V139H200V146L201 147H198V148H196V147H194V150H191V151H194V152H197V157L198 156H204V161H203V167H201V166H199V168H198V162H197V158L195 157V156H193L192 155V157L189 159V160H187V159H185V161L183 162V164L180 162V159H178L177 158V160L175 161V163L176 164H178V169L179 170H181L184 174H186V175H188L189 174V172H192L191 174H192V176L193 177H195V178H197V177H200V176H202V177H204V179L205 180H207L208 179V177H210V176H214V177H218L220 174H221V172H222V170H223V162L224 161H226L227 159H228V157H232V155L235 153V152H233V150H232V146H242V144H244V145H246L245 146V149H247L248 150V152H250L249 151V144L247 143H241V142H239V140H237V139H232L231 140V142L230 143H222V142H220V141H218V140H214V138L212 137V131ZM221 130V131H222ZM228 130V129H227ZM235 130V129H234ZM17 131V130H16ZM59 131V130H58ZM190 131V130H189ZM239 131H240V129H239ZM256 131V130H255ZM24 132V131H23ZM30 132V131H29ZM54 132V131H53ZM55 132H56V130H55ZM54 132V134H57V132L55 133ZM65 132V131H64ZM83 132V131H82ZM166 132H161V134H163V136H164V133L166 134ZM171 132V131H170ZM185 132H186V129H185ZM187 132H188V130H187ZM223 132V131H222ZM238 132V131H237ZM258 132V131H257ZM259 132H260V128H259ZM258 132V133H259ZM58 133H60V132H58ZM66 133V132H65ZM69 132H67V134H68ZM77 133V132H76ZM78 133H79V130H78ZM94 133V132H93ZM109 133H111V132H109ZM131 133H135V134H131ZM172 133V132H171ZM175 133H177L176 131H175ZM175 133H173V136H174V134ZM178 133H179V135H181L182 133H181V130L179 131L178 130ZM213 133H215V132H213ZM236 133V132H235ZM256 133V132H255ZM254 133V134H255ZM257 133V134H258ZM18 134V133H17ZM27 134V133H26ZM40 134V133H39ZM42 134V133H41ZM51 134V133H50ZM61 134H62V132H61ZM97 134V133H96ZM185 134V133H184ZM190 134V133H189ZM188 134V135H189ZM261 134H262V132H261ZM18 135H20V134H18ZM49 135V134H48ZM48 135H47V137H48ZM51 135H53V134H51ZM65 136H66V134H64ZM69 135V134H68ZM77 135V134H76ZM89 135V134H88ZM94 135V134H93ZM107 135V134H106ZM143 135H145V136H143ZM169 135V134H168ZM172 135V134H171ZM191 135V134H190ZM263 135H264V133H263ZM44 136V135H43ZM54 136V135H53ZM57 136H60V134L58 135L57 134ZM63 136V135H62ZM82 136H84L83 134H82ZM110 136V135H109ZM124 136V140L123 141H125L126 140V137ZM139 136H142V137H139ZM159 136V135H158ZM170 136V135H169ZM183 136V135H182ZM235 135H233L232 137H234ZM238 136V135H237ZM253 136V135H252ZM256 136V135H255ZM20 137H22V136H20ZM45 137V136H44ZM68 137V136H67ZM78 137V136H77ZM93 137H95V136H93ZM178 137H180V136H178ZM184 137V136H183ZM189 137V136H188ZM188 137H187V139H188ZM225 137V136H224ZM231 137V138H232ZM1 138H2V136H0V140H1ZM10 138V137H9ZM15 138H16V136H15ZM25 138V137H24ZM57 138V137H56ZM74 140H75V142H77V140L75 139V137L73 136L72 137ZM71 138V139H72ZM82 139H83V137H81ZM80 138V139H81ZM128 138V139H129ZM166 138V137H165ZM192 138V137H191ZM190 138V139H191ZM222 138V137H221ZM236 138V137H235ZM245 138V137H244ZM247 138V137H246ZM246 138H245V141L246 142H248L247 140H250L251 138H249V139H247L246 140ZM257 138H260L259 136L257 137ZM39 139V138H38ZM51 139H53V137L51 138ZM50 139V140H51ZM54 139H55V137H54ZM59 139V138H58ZM68 139H70V138H68ZM68 139H66L65 138V140H66V142H64L63 144H67V140ZM108 139V138H107ZM110 139V138H109ZM108 139V140H109ZM144 139H142V141L144 140ZM181 139V138H180ZM185 139V138H184ZM187 139H186V141H187ZM190 139H188V141L190 140ZM197 139V138H196ZM254 138H252L251 140H253ZM16 140H18V139H16ZM40 140H41V138H40ZM40 140H38V141H35V145H33L32 147H31V151H30V153L31 154H33L36 158H37V160H38V163L40 162V164H39V166H38V169H43V171H45V170H47V169H49L50 170V168H52V167H55V165H56V162H55V160L53 159V158H49L50 157V154H48L49 156H45V158H43V159H41L40 157H42V155L41 154H38L37 153V149L35 148V146H37V145H41L42 147L41 148H43V147H46L47 146V144H46V142L43 140V141H40ZM48 140V139H47ZM49 140V141H50ZM60 140H62V139H59L58 141L57 140H55V141H57V142H60ZM95 140V139H94ZM94 140H92V142L94 141ZM107 140V141H108ZM177 140V139H176ZM183 140V139H182ZM192 140V139H191ZM195 140V139H194ZM223 140V139H222ZM254 140H257V139H254ZM259 140V139H258ZM257 140V141H258ZM2 141V140H1ZM4 141V140H3ZM20 141H22V139L20 140ZM40 141V142H39ZM69 141H71V140H69ZM84 141V140H83ZM96 141H98V140H96ZM106 141V142H107ZM111 141V140H110ZM122 140H120V142H121ZM185 143H186V141L185 140H183ZM25 142V141H24ZM52 142H54V141H52ZM79 142V141H78ZM91 142V141H90ZM89 142V143H90ZM113 142V141H112ZM119 142V143H120ZM127 142V141H126ZM137 142V141H136ZM182 142V141H181ZM254 142V141H253ZM259 142V141H258ZM258 142H256V144L258 143ZM3 143V142H2ZM19 143V142H18ZM49 144L48 145H50V142H48ZM55 143V142H54ZM69 143V142H68ZM70 143H73V142H70ZM117 143V142H116ZM164 143H168V144H164ZM180 143V142H179ZM185 143H183V145L184 146H182V144L180 145L181 146V149H182V147L184 148L185 147ZM192 143H194L193 141H192ZM191 143V144H192ZM262 143V142H261ZM6 144V143H5ZM14 144V143H13ZM57 144V143H56ZM82 144H83V142H82ZM91 144V143H90ZM94 144V143H93ZM126 144V143H125ZM139 144H140V142H139ZM146 144V145H145ZM172 144V145H171ZM255 144V143H254ZM260 144V143H259ZM4 145V144H3ZM7 145H9V143H7ZM6 145V146H7ZM21 145V144H20ZM58 146H59V143L57 144ZM72 145V144H71ZM79 145V144H78ZM136 145V144H135ZM243 145V146H244ZM17 146H19V145H17ZM53 146V145H52ZM63 145L61 144V147H62ZM65 146H67V145H65ZM64 146V147H65ZM92 146V145H91ZM109 146H111V145H109ZM121 146H123V144L121 145ZM189 146H190V144H189ZM194 146V145H193ZM192 146V147H193ZM252 146H254V145H252ZM8 147V146H7ZM6 147V148H7ZM9 147H10V145H9ZM53 147H55V146H53ZM68 147V146H67ZM67 147H65V148H67ZM69 147H71L70 145H69ZM87 147V146H86ZM117 147V146H116ZM142 147V148H141ZM258 147V146H257ZM257 147H255L256 149H257ZM3 148V147H2ZM5 148V147H4ZM3 148V149H4ZM20 148H21V146H20ZM63 148V147H62ZM64 148V149H65ZM72 148V147H71ZM93 149H94V145H93V147H92ZM92 148H91V150H92ZM97 148V147H96ZM145 148V149H144ZM180 148V147H179ZM178 148V149H179ZM238 148V147H237ZM242 148H244V147H242ZM241 148V149H242ZM259 148H260V146H259ZM261 148H263V147H261ZM1 149V148H0ZM15 149H16V147H15ZM14 149V150H15ZM46 149V148H45ZM52 149V148H51ZM55 150L57 149L56 147L54 148ZM109 149H111V148H109ZM139 149V148H138ZM180 149V150H181ZM199 151H202L203 153H199L198 152V150ZM239 149V148H238ZM264 149V148H263ZM40 150V149H39ZM65 150H67V149H65ZM65 150L63 151V152H65ZM76 150V149H75ZM99 150V149H98ZM112 150V149H111ZM138 151V150H135L134 149V145L132 144V143H130L129 145H128V147H127V152H128V157L126 158V157H121L119 154H113L112 155V157H111V159L113 160V163H114V168L117 170V173L118 174H120V175H122V174H125L126 172H127V170L131 167V166H134L135 164H137L136 163V161L137 160H139V158H141V156L143 155V153H142V151ZM262 150V149H261ZM18 151H19V149H18ZM51 151V150H50ZM53 151V150H52ZM57 151V150H56ZM70 151H71V149H70ZM93 151V150H92ZM91 151V152H92ZM96 152H97V150H95ZM109 151V150H108ZM118 151H120L119 149H118ZM121 151H123L124 152V150H121ZM186 151V150H185ZM254 151H256V150H254V148H252V152H254ZM258 151V150H257ZM256 151V152H257ZM260 151V150H259ZM263 151V150H262ZM62 152V153H63ZM69 151H67V153H68ZM72 152V151H71ZM87 152H89V149L87 150ZM115 152H117V151H115ZM188 152V151H187ZM194 152H193V154H194ZM241 152V151H240ZM256 152H254L253 153V155L256 153ZM15 153V151L13 152V154ZM17 153H19V152H17ZM61 153V152H60ZM60 153H58V154H60ZM70 153V152H69ZM95 153V152H94ZM93 153V154H94ZM109 153V152H108ZM142 153V154H141ZM147 153V152H146ZM145 153V154H146ZM182 153V152H181ZM191 153V152H190ZM236 153H237V155H238V152L236 151ZM244 153V152H243ZM247 153V152H246ZM264 153V152H263ZM10 154H12V152L10 153ZM90 154V153H89ZM88 153L86 154V155H89ZM144 154V155H145ZM183 154H185V153H183ZM242 154V153H241ZM251 153H249V155H250ZM258 154V153H257ZM0 155H2V154H0ZM16 155V154H15ZM24 155H25V153H24ZM28 154H26V158L28 157L27 156ZM67 155H69V154H67ZM149 155V154H148ZM237 155H235L234 157L236 158V156ZM23 156V155H22ZM72 156V155H71ZM71 156H69V157H71ZM139 157L138 159H135V158H137V157ZM240 155H238V157H239ZM243 156V155H242ZM242 156H240V157H242ZM0 157H2V156H0ZM89 157V156H88ZM135 157V158H134ZM147 157V156H146ZM148 157H150V156H148ZM185 157V156H184ZM253 157V156H252ZM259 157V156H258ZM15 157H13V159H14ZM62 158V157H61ZM83 158H84V156H83ZM89 158H91V157H89ZM93 158H94V156H93ZM174 159H175V156L173 157ZM199 158V157H198ZM200 158H203V157H200ZM233 158V157H232ZM235 158L233 159L234 161H235ZM254 158V157H253ZM252 158V159H253ZM3 158H1V160H2ZM85 159H87L86 157L83 159L84 161H85ZM167 159H169V158H167ZM169 159V160H170ZM240 159V158H239ZM243 159V158H242ZM251 159V158H250ZM59 160V159H58ZM92 160V159H91ZM90 160V161H91ZM142 160H143V158H142ZM144 160H145V157H144ZM172 160V159H171ZM237 160V159H236ZM10 161H11V159H10ZM25 161V160H24ZM24 161H23V164H20V162H18V164H20V170L22 171V172H24L25 170H27L28 169V172H29V174H31V173H34L33 172V170H34V168L32 167H30L29 165H27V164H25L24 163ZM81 161H82V157H81ZM80 161V162H81ZM89 161V160H88ZM87 161V162H88ZM141 161V160H140ZM140 161H137V162H139L140 163ZM234 161H231V162H234ZM252 161V160H251ZM259 161V160H258ZM261 161H262V159H261ZM1 162V161H0ZM3 162V161H2ZM26 162V161H25ZM58 162V161H57ZM86 162V161H85ZM92 162V161H91ZM94 162H95V160H94ZM143 162V161H142ZM186 162H188V163H186ZM199 162H200V160H199ZM248 163H249V161H247ZM28 163H29V160H28ZM35 161H34V165H35ZM83 163V162H82ZM110 163H112V162H110ZM137 164V167L140 165V164ZM225 163V162H224ZM237 163H238V161H237ZM262 163L263 162H261V165H262ZM86 164V163H85ZM84 163L80 166V164H79V166L77 167V165H78V162H75V163H73L72 164V166H69L70 165V163L68 164V166L67 167H65V168H63V167H61V165L59 166L58 165V168L59 169H61L62 171H63V175H62V177H60L59 179H60V181H61V184H63V186H64V188H65V195H68V194H76V191H78V192H81V193H84V191L86 190V188L87 187H91L90 185L92 184V180H94L95 178H97V182H98V185H99V187H100V194H99V199L100 200H102V201H105V203L106 202H109V203H111L112 204V206H113V208H114V212H116V214H118L119 215V217L121 216V218H122V221L123 222H126L127 223V225L128 224H133V221H135V222H137V224H138V222H140V221H142L143 222V226H142V230H140V228L141 227H139V228H133L132 230H135V234L133 233V232H129V231H124V233H123V235H121L122 233H120V231L118 232L117 230L118 229H116V227L118 226V225H112V223L110 222L107 226H105V227H98V226H96V224L94 223V220H92V219H90L89 218V216L88 215H86V213L84 212V207L82 206V207H80V209H79V212L77 213V214H79L78 216H76V218H73V220H71V221H66V220H57L56 218H54V217H51L50 219H45V218H43L41 215H39V216H37V217H34L35 215H36V208L38 207V206H40V204H39V202H40V200L38 199V196L36 195L37 194V192H36V183L38 182L39 184L38 185H40L41 183H42V180L40 179V178H36L35 177V179L30 183V185L29 186H26V187H24V189H21V190H13V191H11V193L9 194V201L8 202H6L5 203V205L4 206H2V203H1V207H2V211H1V209H0V222L1 221H3L5 218H7V219H9V220H11V222H12V224H14V228L16 227V228H18L22 233L24 232V233H27L29 230H33V229H35V231H38L37 233H38V235H39V237L40 238H42L43 240L41 241V242H39L38 243V248H40L41 249V253H42V255H44V256H46V253L49 251V249H50V247H52V248H54V247H57V242L59 243L58 244V247L61 245L60 244V241H63L64 242V240H65V237H67L66 235L68 234V235H70V239H71V241H88V242H86L87 243V246H85L86 245V243H84L83 244V246H81V242H79V243H75L76 245L74 246V251L76 252V251H80V249H81V251H82V255H83V258L87 255V258H86V260H85V258L84 259H81L82 258V255H77L78 256V258L80 257V262H79V264H92L91 263V261H88L89 259H90V257L92 258V256L94 257V255L96 254L95 252V250L97 249V246L99 245L100 246V244L103 242V241H122V237L123 238H127V240L129 241V243H130V241H133L134 242V247H133V249L134 248H138V246L140 245V242L139 241H171V240H173L174 242L175 241H178V239L180 238V231H181V229H183V228H186V229H188L187 230V232H189V231H195V237H198V236H201V238H195V239H193V241H205L206 240V238H207V235H205V234H207L208 232H211L212 230H213V228L215 227V226H213V225H211L210 223H209V221H207L206 220V218L203 216V213H202V205H204L205 206V204L208 202V201H216L217 199H218V197L220 198V197H222V199H223V201H225V199L223 198V196H221V195H219V193L218 192H215L216 190H214V193L212 192V190H210L212 187H213V183H214V180L215 179H217V178H215L214 180H213V183L210 185L209 184V186H208V188H206L205 186H203V187H205V189H207L208 191H204V192H202L203 194H202V196H199L198 198H197V196H198V194H197V196L195 197L196 199H194L196 202H193V200H189L188 201V199H185V200H187L188 201V205H189V208L191 209V211H192V222H188L187 221V219L184 221L183 220V218H182V221L181 220H179L178 219V216H176V214L174 215V216H172L171 217V219H169V218H167V219H165V217L164 218H161V216H160V220H157V222H154L153 224H151V225H148V226H146L147 225V221H148V213L145 211L146 209L148 210V212H149V210L151 209L152 210V208H150L151 207V205H150V207H147V206H145V207H147L146 209L144 208V206L142 205V203H140L139 205H138V207H140V211L139 212H137V211H132V210H128L127 208H126V205H123V203H121L120 201H119V204L118 203H116V201H118L119 199L121 200V196H120V194L119 193H116L115 191L113 192V193H115V195L113 194L112 195V191L113 190H111V188L107 185V182L108 181H105L106 180V178H107V176H109L108 175V172H107V170L106 169H104V170H100V171H97V172H94V174L92 175V172H90L89 170H87V167H86V165H85ZM95 164V163H94ZM143 164V163H142ZM235 164V163H234ZM2 165V164H1ZM33 165V166H34ZM65 165V164H64ZM112 165V164H111ZM129 165H131L130 167H129ZM151 165H152V167H151ZM200 165V164H199ZM202 165V164H201ZM225 165V164H224ZM249 165V164H248ZM6 166V165H5ZM12 166V165H11ZM63 166V165H62ZM92 166V165H91ZM136 166V165H135ZM141 166V165H140ZM154 166V167H153ZM177 166V165H176ZM176 166H175V168H176ZM220 166V168L218 169V167ZM232 166H233V164H232ZM10 167V166H9ZM35 167V166H34ZM110 167V166H109ZM226 167H227V164H226ZM5 168H7L8 169V167H5ZM13 168V167H12ZM36 168V167H35ZM247 168V167H246ZM255 168H258V167H255ZM10 169V168H9ZM188 169H189V172H188ZM234 169V168H233ZM232 169V170H233ZM259 169V168H258ZM258 169H256L257 171H258ZM110 170L112 171L113 170V166H112V168H110ZM115 170V171H116ZM39 171V170H38ZM115 171H112V174H113V172H115ZM154 171H156L158 174H155L154 175ZM226 171V173H227V170H225ZM7 172V171H6ZM6 172H5V174H6ZM13 172H15V171H13ZM37 172V171H36ZM59 172V171H58ZM110 172V171H109ZM223 172H224V170H223ZM229 172V171H228ZM234 172V171H233ZM4 173V172H3ZM8 174H10L9 173V171L7 172ZM46 173V172H45ZM56 173V172H55ZM111 173V172H110ZM116 173V172H115ZM176 173V174H175ZM26 174V173H25ZM112 174H110V175H112ZM131 174H132V171H131ZM224 173H222V175H223ZM230 174V173H229ZM248 174V173H247ZM18 175V174H17ZM22 175V174H21ZM46 175V174H45ZM182 175V174H181ZM240 175V174H239ZM262 174H260V175H258L259 176V179H260V176H261ZM264 175V174H263ZM2 176V178H3V175H1ZM5 176V175H4ZM20 176V175H19ZM25 176V175H24ZM227 175H225V177H224V179L225 178H227V177H229V175L226 177ZM231 176H233V174L231 175ZM231 176L229 177V178H231ZM246 176V175H245ZM7 177V176H6ZM41 177V176H40ZM43 177H44V175H43ZM48 177V176H47ZM46 177V178H47ZM57 177V176H56ZM116 177V176H115ZM118 177H120V176H118ZM184 177V176H183ZM192 177V178H193ZM236 177V176H235ZM239 177V176H238ZM20 178H21V176H20ZM45 178V179H46ZM49 178V177H48ZM160 180H159V179ZM242 178V177H241ZM244 179H245V177H243ZM246 178H247V176H246ZM8 179V178H7ZM12 179H14V178H12ZM22 179V178H21ZM44 179V178H43ZM112 179V178H111ZM135 179V178H134ZM157 179H158V181H157ZM199 179V178H198ZM236 179H238V178H236ZM4 180V179H3ZM9 180V179H8ZM20 180V179H19ZM47 180V179H46ZM48 180H50V179H48ZM58 180V179H57ZM56 180V181H57ZM156 180V182L157 183H155L154 181ZM220 180H222V179H220ZM245 180H248V179H245ZM245 180H243L244 182H245ZM18 181V180H17ZM22 181V180H21ZM56 181H55V183H56ZM118 181V180H117ZM123 181H125V180H123ZM201 181V180H200ZM216 181V180H215ZM238 181V180H237ZM242 181V182H243ZM8 181H6V183H7ZM46 182L47 181H45V184H46ZM49 182V181H48ZM126 182V181H125ZM203 182V181H202ZM223 182V181H222ZM8 183H11V182H8ZM16 183V182H15ZM50 183V182H49ZM60 183V182H59ZM114 183H116V182H114ZM114 183H113V185H114ZM127 183V182H126ZM153 183L155 184V185H153ZM223 183H225V182H223ZM241 183V182H240ZM256 182H254V184H255ZM13 184H14V182H13ZM13 184H12V186H13ZM61 184H59V185H61ZM118 184V183H117ZM162 184V183H161ZM193 184V183H192ZM205 184V183H204ZM242 184L243 183H241V188H242ZM253 184V185H254ZM258 184V183H257ZM44 185V184H43ZM47 185V184H46ZM123 185V184H122ZM176 185V184H175ZM193 185H195V183L193 184ZM234 185V184H233ZM237 185V184H236ZM239 185V184H238ZM244 185V184H243ZM7 186H8V184L6 185V184H4V183H2L1 182V179H0V195H2V194H4L5 193V191L7 190ZM58 186V185H57ZM212 186V187H211ZM232 186V185H231ZM245 186H247V185H244V188H245ZM255 186V185H254ZM257 186H260V185H257ZM9 187V186H8ZM44 187V186H43ZM42 187V188H43ZM58 187H60V186H58ZM114 187V186H113ZM116 187V186H115ZM121 188H122V186H120ZM159 187H160V185H159ZM168 187H169V185H168ZM177 187V186H176ZM180 187V186H179ZM186 187V186H185ZM188 187V186H187ZM190 187V186H189ZM240 187V186H239ZM48 188L49 189H52L53 188V184H49L48 185ZM92 188V187H91ZM118 187H116V189H117ZM127 188V187H126ZM138 188V187H137ZM155 188V187H154ZM156 188H158V187H156ZM217 188V187H216ZM256 188V187H255ZM260 188V187H259ZM258 188V189H259ZM39 189V188H38ZM90 189V188H89ZM113 189V188H112ZM183 189V191H184V189H186V188H182ZM188 189V188H187ZM239 189V188H238ZM54 190V189H53ZM140 190H138V191H140ZM154 190V189H153ZM242 191H243V189H241ZM256 190V189H255ZM119 191V190H118ZM138 191H137V193H138ZM157 191V190H156ZM167 191V190H166ZM182 191V192H183ZM121 192V191H120ZM239 192V191H238ZM241 192V191H240ZM257 192V191H256ZM255 192V193H256ZM260 192V191H259ZM152 193V192H151ZM208 193H212V194H214V196H211V194H210V196L208 195ZM116 194H118L119 195V197L117 198L116 197ZM143 194V195H144ZM157 194V193H156ZM165 194V193H164ZM244 195L243 196H245V193H243ZM79 195V194H78ZM122 195V194H121ZM125 195V194H124ZM149 195V194H148ZM151 195V194H150ZM166 195V194H165ZM168 195H170V193L168 194ZM238 195V194H237ZM256 195V194H255ZM259 195H261V194H259ZM75 196V195H74ZM112 196H113V198H112ZM114 196H115V198L116 199H118V200H116V199H114ZM126 198L127 199H130V200H132V201H136V197H138L137 196V194H136V184H133V185H131V186H129V188H127V190H126ZM160 196V195H159ZM185 196V195H184ZM45 196L43 195V197L42 198H44ZM142 197V196H141ZM239 197V196H238ZM256 197H257V195H256ZM260 197V196H259ZM47 198H48V196H47ZM139 198V197H138ZM154 198V197H153ZM170 198H172L173 199V197L172 196H169V198H165V200H167L168 201V199L170 200ZM181 198V197H180ZM261 198L262 197H260V199H257L258 201L259 200H261ZM45 199V198H44ZM73 199V198H72ZM144 200H145V198H143ZM247 199V198H246ZM5 200V199H4ZM68 200V199H67ZM70 200V199H69ZM68 200V201H69ZM165 200H163V201H165ZM253 200V199H252ZM123 201L125 202L126 200H124L123 199ZM146 201V200H145ZM144 201V202H145ZM219 201H220V199H219ZM89 202H91V201H89ZM93 202L95 203V201L93 200ZM92 202V203H93ZM142 202V201H141ZM241 202H244V200L243 201H241ZM255 203L257 202L256 201V199H255V201H254ZM260 202V201H259ZM91 203V204H92ZM129 204H130V202H128ZM152 203V202H151ZM252 203V202H251ZM61 204H63L62 202H61ZM83 204V203H82ZM89 204V203H88ZM101 204H103L102 202H101ZM148 204V203H147ZM160 204H162V202L160 203ZM164 204V203H163ZM163 204H162V206H163ZM167 204H168V202H167ZM181 204V203H180ZM244 204V203H243ZM257 204V203H256ZM256 204H255V206H256ZM259 204V203H258ZM257 204V205H258ZM261 204V203H260ZM50 205V204H49ZM66 204H64V206H65ZM105 205V204H104ZM103 205V206H104ZM121 205H123V206H121ZM165 205V204H164ZM221 205L223 206V203H221ZM251 205H253V204H251ZM63 206V207H64ZM94 206H95V204H94ZM109 206V205H108ZM162 206H160L159 205V207L160 208H162ZM227 206V205H226ZM92 207V206H91ZM185 207V206H184ZM233 207V206H232ZM245 207V206H244ZM254 207V206H253ZM64 208H66V207H64ZM89 208H90V206H89ZM144 208V209H143ZM207 208V207H206ZM205 208V209H206ZM226 208V207H225ZM231 208V207H230ZM247 208V207H246ZM257 208V207H256ZM264 208V207H263ZM102 209V208H101ZM159 209V208H158ZM173 209H174V207H173ZM182 209H183V207H182ZM242 209H244V208H242ZM251 209V208H250ZM43 210V208H40V211H42ZM60 210H62V208L60 209V207L57 209V212H60ZM103 210H104V208H103ZM155 210L156 209H154V212H155ZM181 210V209H180ZM219 210H221L220 208H219ZM245 210V209H244ZM252 210V209H251ZM254 210H255V208H254ZM64 211V210H63ZM91 211H93V210H91ZM90 211V213H92ZM102 211V210H101ZM111 211V210H110ZM208 211V210H207ZM224 211V210H223ZM153 212V210L152 211H150V214ZM153 212V213H154ZM190 212V211H189ZM188 212V213H189ZM204 212V211H203ZM225 212H226V210H225ZM224 212V213H225ZM258 212H260L259 210H258ZM257 212V213H258ZM2 213H4V215L2 214ZM103 213V212H102ZM175 213H177V212H175ZM229 213H231V212H229ZM232 213H234V211H232ZM256 213V211L253 213L254 215H256L255 214ZM60 214V213H59ZM135 214H136V217H135ZM155 214H156V212H155ZM155 214H151V215H153V216H155ZM221 214H222V212H221ZM236 214V213H235ZM234 214V215H235ZM250 214H251V212H250ZM252 214V216H254ZM99 215V214H98ZM100 215H102L101 213H100ZM104 215V214H103ZM187 215V214H186ZM225 215V214H224ZM223 215V216H224ZM230 215V214H229ZM232 215V214H231ZM259 215V214H258ZM49 216H51L50 214L48 215V217ZM105 216V215H104ZM166 216V215H165ZM223 216L222 215H220L219 214V217L220 218H218V217H215V219L216 220H218V224L222 227L223 226V223L226 221H224V218H223ZM233 216V215H232ZM232 216H231V218H232ZM242 216V215H241ZM57 217H60V216H57ZM207 217H208V214H207ZM229 217V216H228ZM121 218H120V220H121ZM210 218V217H209ZM230 218V217H229ZM229 218H227V219H229ZM234 218H235V216H234ZM240 218H242V217H240L239 216V219L237 218V220L235 219V221H237L238 222V224L240 225V227H239V225L237 226V228L240 230V228H241V225L242 224H240L239 222H241V221H239V220H241ZM99 219V218H98ZM119 219V218H118ZM31 221V223H30V225L27 223V221ZM151 220V219H150ZM211 220H212V218H211ZM7 221V220H6ZM23 221H25L24 223H22ZM41 221H43L44 223H41ZM117 221V220H116ZM119 221V220H118ZM243 221V220H242ZM250 221H252V220H250ZM141 222V223H142ZM150 222V221H149ZM249 222V221H248ZM98 223V222H97ZM229 223H230V221H229ZM231 223H232V221H231ZM250 223V222H249ZM6 224V223H5ZM136 224V225H137ZM1 225V224H0ZM4 225V224H3ZM3 225H1V226H3ZM7 225V224H6ZM136 225H134V227H136ZM141 225V224H140ZM216 225V224H215ZM229 225H231V224H229ZM232 225H234V219H233V223H232ZM235 225H237V223L235 222ZM251 225H253V224H251ZM126 226V225H125ZM155 226L157 227V228H155ZM245 226V225H244ZM250 226V225H249ZM4 227V226H3ZM138 227V226H137ZM234 226H232V230H234V231H237L238 232V230L236 229V227L235 228H233ZM258 227H260V225L258 226ZM257 227V228H258ZM4 228H6V227H4ZM217 228H219V226L217 227ZM216 228V229H217ZM251 228V227H250ZM2 229V228H1ZM126 229V228H125ZM190 229V230H189ZM192 229V230H191ZM221 229V228H220ZM236 229V230H235ZM242 229V231H243V228H241ZM4 230V229H3ZM218 230V229H217ZM223 230H224V226H223ZM245 230V229H244ZM258 230V229H257ZM14 230H12V232H13ZM16 231H17V229H16ZM233 231V232H234ZM242 231H240L239 233H241ZM0 232H1V230H0ZM11 232V233H12ZM190 232V233H191ZM221 232V231H220ZM244 232V231H243ZM10 232H9V235L11 234ZM184 233V232H183ZM3 234V233H2ZM1 234V235H2ZM14 234H15V232H14ZM21 234V233H20ZM19 234V235H20ZM182 234V233H181ZM187 234V233H186ZM220 234V233H219ZM238 233H235V235H237ZM183 235H185V233L183 234ZM188 235V234H187ZM244 235V234H243ZM242 235V237L244 238L245 236H246V234L243 236ZM12 236V235H11ZM10 236V237H11ZM239 234H238V237L237 238H239ZM254 236H255V234H254ZM242 237H240V239H242ZM15 238H16V236H15ZM14 238V239H15ZM20 238H22L21 236H20ZM183 239V238H182ZM239 239V240H240ZM11 240V239H10ZM16 240V239H15ZM36 240V239H35ZM126 240V239H125ZM207 240H209V239H207ZM250 240V239H249ZM68 241V240H67ZM136 241L139 243V245L137 244V246H135V244H136ZM241 241V240H240ZM243 241V240H242ZM23 242V241H22ZM30 242V241H29ZM36 242H37V240L35 241V244H36ZM132 242V243H133ZM99 243V244H98ZM70 244V243H69ZM98 244V245H97ZM144 244V243H143ZM142 244V245H143ZM146 244V243H145ZM154 244H156V243H154ZM30 245V244H29ZM54 245V246H53ZM56 245V246H55ZM103 245L106 247V244H104L103 243ZM109 245V242H108V244H107V246ZM130 245H132V244H130ZM157 245V244H156ZM159 245H161V242H160V244ZM17 246L18 245H16V244H14V243H9L8 242V244H6V248L4 249V253H8L9 255H15V252H17V251H19V249L18 250H15L16 248H17ZM25 246H26V244H25ZM62 246L63 245H61L60 247L62 248ZM145 246H147V244L145 245ZM57 247V250L59 249ZM83 247H85V249L82 248ZM109 247V246H108ZM141 247V246H140ZM138 248L139 250H141V248ZM144 247V246H143ZM37 248V249H38ZM65 248H66V246H65ZM64 247H63V251H62V249H60L61 251H62V254H60L61 252H59V254H60V256L61 257H59V258H62V256L65 254L64 252V249H65ZM69 248V247H68ZM88 248V249H87ZM125 248H127V247H125ZM130 248V247H129ZM128 248V249H129ZM157 249L159 248L158 246L156 247ZM55 249V248H54ZM133 249H131V250H133ZM15 250V251H14ZM25 250V249H24ZM57 250H55V251H57ZM66 250V249H65ZM103 250H104V248H103ZM130 250V249H129ZM139 250H137V254L140 256L141 254H143V253H145L146 254V256L148 255V257H149V253L151 252V251H149V253L147 252L148 250H146L145 251V248H143V250H144V252H143V250L141 251V254H140V252H139ZM159 250V249H158ZM25 251H27V250H25ZM53 251V250H52ZM59 251V250H58ZM85 251V252H84ZM87 251V252H86ZM93 251H95V252H93ZM127 251V250H126ZM22 252V251H21ZM34 252V251H33ZM106 252V251H105ZM139 252V253H138ZM156 253V251H153V253ZM48 253H50V252H48ZM72 253V252H71ZM84 253L86 254L85 256H84ZM98 253H102V251L101 252H98ZM130 253V252H129ZM131 253H132V251H131ZM131 253H130V255H131ZM148 253V254H147ZM159 253H160V250H159ZM28 254V253H27ZM26 254V252H25V256L27 255ZM31 254V253H30ZM29 254V255H30ZM52 254V253H51ZM54 254H57L58 255V253H54ZM104 254V253H103ZM128 254V253H127ZM151 254H152V252H151ZM157 254V253H156ZM39 255V256H38ZM37 256L38 257H40V254H38ZM70 255V254H69ZM75 255V254H74ZM100 255V254H99ZM107 255V254H106ZM111 255V254H110ZM24 256V257H25ZM53 256V255H52ZM55 256V255H54ZM59 256V255H58ZM103 256H105V254L104 255H102V257ZM109 256V255H108ZM108 256H106L107 258H105V263L107 264V262H108V260H107V262H106V259H108ZM132 256V255H131ZM138 256V257H139ZM145 256V257H146ZM57 257V256H56ZM74 257H76V255L74 256ZM101 257V258H102ZM141 257V256H140ZM140 257H139V259H140ZM148 257H146V258H148ZM160 256L158 255V257L157 258H159ZM28 258V257H27ZM51 255H50V258L48 259V261L46 262V263H48V262H50V260H51ZM54 258V257H53ZM52 258V259H53ZM65 258V257H64ZM104 258V257H103ZM145 258V259H146ZM150 258L153 260H155V259H157L156 257L155 258H153V257H151L150 256ZM6 259H8V258H6ZM88 259V260H87ZM100 259V258H99ZM110 259V258H109ZM130 259V258H129ZM136 259V258H135ZM150 259V261H152ZM9 260V259H8ZM7 260V261H8ZM36 261V262H33V261ZM34 260H32L30 263L31 264H34V263H38L39 264V261H41V260H39V259H36V258H34ZM55 260H57V259H55ZM76 260H78V259H76ZM85 260V261H84ZM102 260V259H101ZM128 260V259H127ZM148 260H149V258H148ZM147 260V261H148ZM153 260V261H154ZM42 261H43V259H42ZM52 261V260H51ZM109 261H111V260H109ZM133 262H134V260H132ZM6 262V261H5ZM13 262V261H12ZM11 262V264H13ZM33 262V263H32ZM140 261H138L137 263H139ZM10 263V262H9ZM42 263V262H41ZM40 263V264H41ZM51 263V262H50ZM53 263H55L54 261H53ZM57 263H58V261H57ZM101 263V262H100ZM148 264H150V262H147ZM43 264V263H42ZM49 264V263H48ZM52 264V263H51ZM97 264H99V262L97 263ZM133 264V263H132ZM136 264V263H135ZM154 264H155V261H154Z\"/></svg>",
    "mask_w": 264,
    "mask_h": 264
}]
</instances>
